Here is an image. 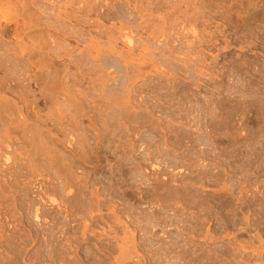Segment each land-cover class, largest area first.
<instances>
[{
	"label": "rangeland",
	"instance_id": "1",
	"mask_svg": "<svg viewBox=\"0 0 264 264\" xmlns=\"http://www.w3.org/2000/svg\"><path fill=\"white\" fill-rule=\"evenodd\" d=\"M80 1L81 2H79V0H54L53 1L54 6L51 7V8H55L54 10L52 9L54 11V13H52L51 11H49L53 15L52 16L49 13V18H50L49 19V22H52V23L55 21L54 20L56 18L55 16L58 17L60 15V13H61V15H63L64 18L65 17H68V18H66V20L67 19H71L72 17H76V16H77V18L78 17H81L80 20L83 19V21H84V19H86L85 22H84L86 26L83 27V29L84 28L85 29L81 31V28L82 27L79 26L80 27L79 29H80L81 33L83 32L85 34V35H83L80 38V40L77 41L79 43H77L74 39H68L66 36L65 37L62 36V38H66V41L63 43L65 45L61 44L62 46L66 47V48H70L71 47L70 49H72L74 47L77 51H79V50L82 49L81 51H83V52H80V55L78 54L79 52H76L73 49V53L76 52V54L74 53L73 56H76V58L80 56L77 59L74 57V62H75V60L77 62L75 64L74 63H71L70 62V59L68 60V58H63V59L62 58H59L57 56V54H54L53 52L52 53L50 52L51 54L50 53L47 54V55H49V60H51V62H52L51 63L49 61L50 65L46 64V61H47V58L45 57L46 54L43 55L44 56V59L46 58L44 60V59L41 58L42 57V53H40L41 54V56H40L39 54H37L38 52L37 53L35 52L36 55L34 54V56H33L35 58V60L34 59H31V61H30L29 60L30 58L27 57V59H25L26 57H24V58L21 59V63L19 62V67L22 66V68L20 69V70H22L21 71L22 74H23V71L24 72L27 71L26 69L25 70H23V69L26 68V67H29L28 68L29 69V73L28 72L24 73V74H28V76L26 78H24V79H22V76H21L20 79H22L23 82H24V80H27V79L32 80V82L30 80H28V82L30 81L29 82V85H31V88H28L30 86L27 85L28 86L27 88L29 89V93L26 92V91H28V89L25 90L26 88H23L24 86H26V84H28V82L26 81L27 83L25 84V82L23 83L22 81L18 80L19 81L18 82L19 85H20V83L21 84L22 83L25 84L24 86H23V84L19 86L20 93H24V92L27 93V98L29 97L28 98V103L31 102V104H32V105L31 104L28 105V106H30L29 107L30 109H28V108L25 109L26 113L28 112L27 113V115H28V117H27L28 120L27 121H30L29 118L30 117L32 118V116L34 117V115L36 116V114H37V116L42 114L41 115L42 118H40L39 120H42V121H45V122H46V120H48V122H46V123L44 122V124H42L43 123L42 121H39V120L36 121V118L37 117L35 119H32V121H31V122H33L32 124H34V125L36 124V126H34V125L33 126L31 125V126L32 127H36L37 130L34 129V128H32V127L31 128L33 130H36L38 132V135H37V133H35L36 131L34 132V131H32V129H29L28 128V126H30L31 122H30V124L28 123L29 125H27L25 120H24L25 122L23 120H21L24 116H27L26 113H24V116L23 117L18 115V118L21 117L19 119H17V114H16L15 117H14L16 119H14V118L13 119L14 120H17V121L19 120V122L21 121V123L24 122L25 126L27 125L26 127L30 131H32V132L35 133L34 134L35 137L37 135L38 138H39V134H40V138L39 139L41 141L43 140L42 141L43 142V145H45L46 144V141H47V144L46 145H48V144L51 145L50 143L53 142L52 145L55 144L54 145V148L55 147H58V148H56V150H54V149H51L50 148L51 146L48 145V149L50 148L51 150H54V151L63 152L64 147L65 148L66 147L69 148V146H71L69 149H71V150L74 149L73 151H75V147L76 146H79L82 149V147H81L82 145L84 147L86 145V143L87 144L90 143L89 144L90 147H87L88 145H86L85 147L88 150L93 147L92 148L93 150H97V154H96V151H95L94 152L96 154V156H95V154H93V152H90L91 151L90 150L89 152H90V154L91 153L92 154L90 156V154L88 153V155L90 157V158H88V155H86V153H87L88 150L87 149L85 150V148H83L86 152L83 151V150L78 151V149H77L78 147H77L76 148L77 149L76 151H78L77 152V156H80V152L81 151H82V154L83 155L85 154V156H87V157H85L84 161L83 160L80 161L81 163L82 162L84 163V164L82 163L84 165L83 166L82 164H79L78 163L79 161L77 160V159H82V157L84 158L83 155H81V157H77L76 154H75L76 151L74 152V154H75L74 155L72 153L73 151L71 152V150H70V153H69V151L65 149L66 150V151L64 150L65 153L64 152L62 153L63 156L65 154L68 155V153L69 154L72 153L77 158L74 157V156H72V154L71 155H68V156H70L69 158H68V156L67 157L64 156V159H63V156H62V158H61V156H59V158L62 159V160H60L58 158L59 159V162L60 161H64L65 158H68L67 159L68 161L71 158H73V159L76 158L75 159L76 161H74L73 159L72 160L74 162H76L75 164H78L79 167L77 165H75V164L71 165L72 164V161L71 162L69 161L70 164L69 163L68 164L70 165V167H68V165L66 163L68 161L65 160L66 162L64 161V162H61V163H65L67 166H65V165L64 166L67 167V169L66 170H63V169H65V167H62L63 164L61 165V163H60L59 166H61L63 168L62 169L60 167L61 169H59V172L58 173L60 174L62 172L61 173L62 176H60L61 174L59 175L57 173L58 169H56L57 171L53 170L55 168H59V166H58L59 163L57 162L58 164H56V163H52L51 162L52 160H53V162L55 160L58 161V159H57L58 156L56 157V155L57 154L59 155V152H54V151H51L50 152V151H48L47 146L45 145L46 146V149H47L46 152L47 151L50 152V155L51 156L53 155V153H57V154H55V158L56 159L53 157L54 155L52 156V160L50 161L51 162V164H50L47 161L49 159V156H48L49 153L47 152L48 154H46V153H43V151H41V150H44L45 149V146H43V145L42 146L33 145V147H35V148L39 147L41 149V150L39 148L36 149L37 151H38V149L40 150V152L37 153L38 156L36 155V153L33 154V150L35 148H33L31 146L33 148V150H31V148L28 147L29 150H31L30 151L31 154L29 155V153H28L29 151L28 150H25V149H28V148H26L27 146H23V145H26L27 143H25V142L22 141V138L24 136H26V138H27L26 139L24 137L25 140H28L29 141L27 135L26 134L25 135L19 134L20 136L21 135L23 136V137L21 136L22 138L19 135H15V136H18L21 139L18 140V138L16 137L17 138V141H18V143L16 141V143L18 144V145H16L17 148H16V146H14L13 147L14 149L12 148V150L10 149L9 151H13V153L15 152L16 155H17V157L14 156L15 153L12 154V152H8V154L10 153V157L12 159L14 157H16L18 159V157L20 156L18 160L17 159L15 160L16 161L15 162L16 164H18L17 161H19V163L22 161L20 159H23V162L21 163L22 165L20 164V166H19V164H18V166L16 164H13L12 166H15L16 165L13 168L10 165V169H8L10 172L8 173L7 172L8 170H7L6 171L7 174H5L6 173L5 171H4L5 173H3L2 171H0V174L2 175L3 178L4 177L11 178V176L9 177L7 175H12V178L11 179H7L6 180V178H5L4 179L5 181L3 180L2 177H0V179L2 181V183L0 181V184L3 185L4 187L7 186V187H5V189H7V190H5L4 188L3 189L7 193H9L11 191V193L9 195L7 194L8 197L11 194H12V196L16 194L14 196V198L12 196L9 197V200H10V202H9V200L7 198V195L5 194L6 192H4L3 189L0 190V192H1L0 193V196L2 197V198L0 197V205H1V202H2V205H3V201L4 200H5L4 204L8 201V203H6L5 206H0L1 207L0 209H2L1 212H0L1 213L0 214L1 215V219H0V235L2 236V234H3L2 237L0 236V238H1L0 241L2 242V240H3L2 243L0 242V259H1L0 260V264H52V263L59 264V261H62V260H63V262L62 263L60 262V264H63V263L68 264L67 262H69V261H70L69 263L72 264V260L75 259V261H73V264H74L76 262V260L78 261L81 258L82 259L80 261L76 262L77 264H79L82 261H84V263H80V264H89V261H91L90 263H92V261H94V260H92V258H94V257H95L94 259H97V257H98L99 260H101V257H102L103 261H101V262L104 263L105 259L103 257H105V256H102L103 253L105 254V253H107L109 251H111V253H113V249H115L113 256L117 257L115 254L118 253V251H117L118 250L117 245L120 246V244H119L120 243V239L122 238L121 239V244H122V240L124 242L125 239L128 238V240L130 241L131 240L130 238H132V237L133 238L135 237L134 238L135 241L132 243V245L133 246L135 244L138 245V247L136 245L134 246L137 251L135 249H132V251H136V252L139 251V253H136L135 252L136 254L134 255L133 254L134 252H133L132 253L133 256L131 255V258L128 256V259H127V262L128 263L125 262V264H138L137 259L142 264H149L150 262H153V263H150V264H162L165 261L164 258L167 257V256H169V252H170V254H172V252L173 253H177V254H179L181 252H185V253H181L179 255L176 254L174 256L176 257V256H180V255L183 254L184 258L185 259L187 258L186 259V262L188 263L189 261H191L192 262L191 264H196V262H197V264H201V262H202V264H206V263L207 264H260V263L261 264H264V249H263L264 248V207H263L264 206L263 205L264 204V202H263L264 201V199H263L264 198V125H263L264 124V118H263L264 117V104H263L264 101L263 102L261 101V99L264 100V97L261 98V96H264V93H263V90L262 91L260 90V89H263L264 88V83H263V81H264V26H263L264 23H263V21H261L262 23H260V21L259 22H256L257 24L256 23H253L252 24L254 26L253 27V26H249L246 23H245L246 24L245 25L244 24V21H243V20L246 21V19L249 20L250 19L249 17L251 16L249 14L251 12L253 13L255 11L256 8L254 10H251L254 7H250V6L253 5V3H254L253 6H257V4H259L258 6L261 7L258 10L256 9L257 11H255V12H258L262 8L264 9V0H240V1L239 0H233V1L232 0H223V1L222 0H184V1H182V0H169L170 2L173 1V3L175 4V6H173L174 5L173 3H170V2L169 3H166V1L168 2V0H165V1L164 0H158V1L156 0L158 3L155 2V0H104V1L103 0H80ZM163 1L165 2V4H164ZM182 2H186V3L187 2H190V3H188L189 8L186 9L185 7H188V6H185L186 4L185 3H182ZM260 2H261V4H260ZM87 4H89V5H91V6H93L95 8V9L93 8L91 10V13H88L86 11L77 12L78 9H79V7L80 8H82V7L84 8L85 6H87ZM248 5H250V6H248ZM109 6L110 7L111 6H114L115 7L116 10L115 9H112V11H113V13L115 15L112 13V15H110V17L112 19H110V17H108L107 19H105V17H102V15H103L102 13L105 14V12H107V10L110 8ZM157 6H159V7H157ZM169 6H173V9H171V7H169ZM245 6H247V7H245ZM116 7L118 8L119 11L117 10ZM174 7H175V9H174ZM100 9H101V11H100ZM190 10H191V13L189 12ZM249 11H250V13H249ZM32 12L33 11L31 10L30 13H32ZM26 13L29 14V16H30V13L29 12H26ZM27 14H25V15H27ZM34 14H35V12H34ZM10 16L11 15L9 13H6L5 14V17H7V18H12V16L11 17ZM140 17H142V18H140ZM233 17H234V19H233ZM130 18H134V19H130ZM243 18H245V19H243ZM73 19H75V18H72V20ZM93 20H94V23H92ZM164 20H166V21H164ZM173 20L174 21L177 20L178 22L176 21L177 23H175ZM67 21H69V20H67ZM73 21L72 22L69 21L67 23L68 25L70 23H72L71 25H69V29L70 30H73L72 26L75 23ZM88 21H89L90 24L89 23L87 24ZM162 21H164V22H162ZM171 21H172V23H171ZM184 21H185V23H184ZM180 22H182V25H180L181 24ZM186 22L189 23V25L190 24L191 25L189 26L188 24H186ZM95 23L96 24H99V25L96 26ZM164 23H166L167 25L164 24ZM169 23H171V24H169ZM173 23H175V24H173ZM94 24H95V27H93ZM126 24L128 25V28H129V30L127 32H129V33L131 32L130 35L133 36L132 37L133 40L136 41V42H134L135 45H132L131 48L120 37L121 36V33L119 31L120 30V27H122L123 25H126ZM81 25L84 26L83 23ZM100 25L103 26V30H106V32H108V35H109L111 41L108 40L109 39L108 38V35H105L104 36V34L101 35V36H99L100 39L97 38L98 36L96 34L99 31V30H97L98 29L97 27L100 26ZM194 25H196L197 27L194 26ZM147 27H149V28H147ZM189 27L191 29H194V30H191ZM159 28L162 29L161 32L163 34L158 31ZM164 28H165L166 31H163ZM183 28H184V30H183ZM187 28L190 29V30L188 29L189 30V33L187 32ZM156 29H158L157 30L158 33L159 34H162V35L161 36L154 35L152 37V35H151L152 33H150V31L152 32V31H154ZM192 31L195 32V33L193 32L194 33L193 35L191 34ZM52 32L53 31H51V34L53 35V37L54 36L55 37L58 36L57 39H56L57 41L59 39V41L61 40V43H62V41L65 40V39L62 40L61 35L59 36L58 34H55L54 32L53 33ZM122 33H124V32H122ZM153 33H155V31ZM196 33L199 34L198 35L199 37L197 36ZM147 34L148 35H151V37L148 36ZM210 34L213 37H211ZM91 35H92L93 38L96 35L97 36V37H95L96 39L95 38L93 39L92 37H90ZM194 37H195V39H194ZM166 40L167 41L169 40L168 41L169 43H167V44H169L170 46H174V47L176 46L174 49H173V47L171 48V49H173L172 51H169L168 52V50H171V49H168L169 47L167 48L168 45L166 46V44H165L163 46V44H164L163 42L166 43L167 42ZM52 41H53V39H52ZM160 41H162V42H160ZM186 41L188 43H189V41H190V43L191 42L193 43L191 49H188V48H190V43H189V46H187V48H186V45L188 44V43H185ZM66 42H68V43H66ZM111 42H112V46L114 45V48L115 47L117 48V49L115 48L116 49L115 51H117V50L118 51H121L119 53L122 56H123V54L128 55L129 54L128 53L129 52L128 50H131V52H132L130 54V57L131 58L127 57L125 59V61H126L125 62L124 60H122V58H124V57H122V56L120 57L119 54H116L118 51L117 52L113 51L114 48H112L113 49L112 51L108 50V49H110L109 45L111 46ZM11 43L10 44L13 45V46L16 45L14 41H11ZM10 44H9V46L7 44V46L8 47H12V46H10ZM49 44L51 45V47L52 46L54 47V44H51V43H49ZM67 44H68V47H67ZM89 44H91V45H89ZM160 44H162V45H160ZM92 46H93V49L94 48H97L96 49L97 51L95 49L93 50L92 49ZM160 46L163 47V49L162 48L159 49ZM14 47H12V48H14ZM102 49L104 50V52H103ZM165 49H167V50H165ZM179 49H180V51H179ZM190 50H192L193 52L190 51ZM88 51H89L90 54L91 53L93 54V53H96V52L100 53V51H101L99 57L100 58L102 57V58L99 60L98 53H96V56H95V54H94V56H95V59L97 57L98 60L97 59L96 60H93L94 57L92 58V57L88 56V54H89ZM90 51H92V52H90ZM106 51L107 52L109 51L110 53H107ZM163 51H164V53H163ZM175 51H177V53L180 52V54H182L183 56L188 54L187 55L189 57V58H187V60H188L187 62L188 63L186 62V59H184V60L182 59L183 58L182 55L175 53ZM196 51H197V53H196ZM161 52H162V54H161ZM184 52H185V54H183ZM85 53H87V54H85ZM103 53H105V54H103ZM126 53H128V54H126ZM169 53L171 54V59L170 58L169 59H165V58H168L167 56H169ZM190 54L191 55H195V56H192L193 59L195 58L194 61H191V59H190L191 55ZM163 55H165V56L167 55V56L165 57ZM179 55H180V57L178 58ZM28 56H31V58H33L32 57V54H28ZM50 56H51V58H50ZM54 56H56L55 57L56 59H54ZM103 56L105 57L104 58L105 60H103ZM15 57H17V56H15ZM36 57H37V59H36ZM88 57H89V59H88ZM17 58H19V56ZM52 58L54 60H52ZM57 58L59 59L58 61H57ZM85 58H87L88 60L87 59L85 60ZM106 58H107V60H106ZM128 58H129V60H128ZM184 58H186V56ZM61 59H62V61H61ZM130 59H132V61ZM145 59H146V62H145ZM154 59H156V60H154ZM176 59L182 60L180 62H182V64L183 63L184 64L182 65ZM33 60L37 63V65H38L37 68L34 67V66H36V63H34ZM78 60H79V62L81 60V62H80L81 64L78 62ZM108 60H109L110 63L108 62ZM141 60H144V61L142 62ZM195 60H196V62H195ZM29 61H30V63L28 64ZM83 61H85L84 63H86L88 61V64L91 63V64H95V65L94 66H91V64H90V66H89L86 63L87 64V66H86V64H83ZM93 61L94 62L96 61L98 64L96 62L94 63ZM120 61H124L125 63L124 62L121 63ZM130 61H131V64L129 63ZM151 61H156V64L152 65L153 62L151 63ZM31 62H32V64H31ZM190 62L191 63H194V64H191L190 65ZM112 63H113V65H112L113 68L111 67V64ZM71 64H73V65H71ZM78 64H80V66ZM185 64H186L187 67L184 68L183 66H185ZM39 65L41 67H39ZM83 65H84V67H82ZM116 65H118V66H116ZM127 65H132V67L129 66L130 69H128V66ZM156 65H157V67H159V69L156 67ZM180 65L183 67L184 70L181 69L182 67ZM78 66H79V68H78ZM145 66H147V67H145ZM148 66L149 67H152V68H149ZM194 66H197V67H194ZM245 66H246V68H245ZM38 67H39V69H38ZM66 67H67L68 70L66 69ZM97 67H99L100 71L103 68L104 69H103V71L100 72ZM109 67H111V69ZM77 68H78V70H77ZM93 68L96 69V70L98 69V71L100 73H102V74H105V73L106 74H109V76H106V74L103 76L102 74H100V73L97 72L98 74L102 75V77L99 75L101 77V79L104 78L106 80V78L108 77V79L106 81V82H108V84L104 82L105 81L104 79H102L103 80L102 82L100 81L101 79L97 76L98 74L95 73L96 71H94ZM81 69H83L82 70V74L80 72ZM132 69H134L135 71L132 70ZM193 69L195 71H193ZM18 70H19V68H18ZM107 70L111 74L114 73V70H118L119 72L121 70V72L119 73L118 71L117 72L115 71V74L111 75L110 73L107 72ZM159 70L161 72L166 71L167 72V74H166L167 76L166 75H162ZM77 71L79 72V74H78ZM83 71H84V73H83ZM173 71H175V72H173ZM73 72H74V74H71ZM76 72H77V75H76ZM129 72H131V73H129ZM133 72H134V77L139 76L140 79L137 78V77L135 78L136 80L134 78H132V77L131 78H128V74H130L129 76H131V74H133ZM135 72H137V73H135ZM190 72H193L194 74L193 73H190ZM195 72L196 73L199 72V73L195 75ZM56 73H59L60 76H63V77H60V78L62 80H64V82L62 84V81L59 78L60 79V82L62 84L61 85V84H59L60 83L58 81L59 79L58 80L56 79L59 82L58 84L61 85V86L58 85L59 87H61V88L57 87L58 90H57L55 84H54L55 87L53 85H51V83H52L51 81L54 82V80H55L54 79L55 78L54 76L59 75V74H56ZM64 73L67 76L69 75L68 78L70 77L69 78L70 82L73 81V83L75 82L74 85L77 84V85H75V86H78L77 88H79V89L80 88H83V91H79L80 93L78 91H76L77 90V88H76L75 93H74V94H76L75 95L76 96L75 101H77V103L80 102V104L78 103L79 104L78 109H76V107H75V109L73 110L74 105L71 106V104L74 103L75 101L72 102V103H70V105H69V103L67 104V103L64 102V101H66V98L68 96L67 95L68 94L67 93V90L74 92L73 89L75 88V87H73L74 85H72V83L68 82L69 80L66 81L64 79V78L67 77V76L64 77V75H65ZM174 73H178V74H174ZM0 74H1L0 76L2 77L3 73H0ZM83 74L87 75L88 77L87 76L84 77L85 75H83ZM90 74H91V76L93 75L95 77H93V76L91 77ZM47 75H49V76H47ZM140 75H142V76L140 77ZM160 75H162V76H160ZM96 76L99 78V79L97 78L99 81L96 80ZM247 76H249V78ZM3 77H4V75H3ZM35 77H36V79H35ZM47 77H48V79H47ZM73 77H74V80H73ZM77 77L80 78V79H78ZM193 77H194V79H193ZM250 77L251 78L254 77V78L251 79ZM68 78H66V79H68ZM89 78L93 79L94 82L93 81H90ZM169 78L172 79L174 83ZM187 78H189V79H187ZM190 78H192V79H190ZM40 79L42 81H44V83H41L40 82L41 81ZM128 79H130V80L133 79L134 80V83H132L133 86H132V84H129ZM165 79H169V80H165ZM249 79L254 82L252 84H255L256 82H258V87L260 85L261 86L259 88L256 87V86H254L256 88L254 90L253 89H247V88H250V87H247L248 80ZM255 79H257L258 81L255 80ZM56 80H55V83L57 84ZM79 80H80V82L81 81L82 82L80 83ZM133 80L131 82H133ZM240 80L242 82H245L246 83V85H245V83H243L244 86H246V89H245V87L243 85L242 86L240 85V84H242V82ZM35 81H38L39 82V85L38 86H40V88L33 83ZM47 81H50V85L49 86H48V84L46 85V83H48ZM166 81H167V83H166ZM176 81H177V84L175 85ZM259 81L262 82V83H259ZM65 82L69 83L70 86L73 87V89H69V88H72V87L68 86L69 84H67ZM122 82H124L127 85L128 84L131 85V87H129V89H128L127 85L125 87V85H121L120 84ZM78 83H80V84L78 85ZM168 83L169 84L172 83V84L169 85ZM43 84H45V85H43ZM66 84L69 87L67 89H66L67 86H65ZM82 84H83V87L82 86L79 87ZM94 84H96V85H94ZM103 84H104V86H105V84H107L106 86L109 85L108 87L105 86L106 88H109V90L108 89H104V88L103 89L106 92L107 91L110 92V94L109 93H103V95H101L102 94L101 92L103 91V89H102V91L100 89L102 87H104ZM134 84H136L137 86H135ZM119 85L120 86H123V87L121 88ZM44 86L45 87H51L52 89H49V88H47V89H48V91H51L52 90V92L49 93L48 91H45ZM62 86H63V88H62ZM134 86H135V88L137 87V89L138 88L139 89L138 90L135 89L137 92H134V93H131L133 91L129 92L130 93V95H129L127 93V91L130 90V88H131V90H134ZM159 86L161 88H159ZM20 87H22V88H20ZM53 87L55 89H53ZM170 87H172V88H170ZM241 87H242V89H241ZM110 88L114 89V91L112 89H110ZM123 88H124L125 91L123 90ZM125 88H127V89H125ZM153 88L156 91H154ZM20 89H24L23 92ZM30 89H31V92L32 93H30ZM160 89H162V90H160ZM56 90H57V92H56ZM116 90H119L118 93H117ZM239 90H241L243 92L240 93ZM61 91H62V93H63L64 96L66 94V97L65 98L63 96H61V98H60L59 95L61 94L60 93ZM99 91H101V92H99ZM121 91L122 92L124 91V92L121 93ZM139 91H141V93ZM259 91H261V92H259ZM54 92L56 93V96L57 95L59 96V97H57L59 99L58 103L59 102H63V103H59L58 105H56L57 101H56V103L54 102L55 103V106L52 107V108H53L54 112H57V113H54L51 107H49V108H51L50 110L52 112L48 111L49 110L48 106H50V104L53 103L52 101H54V99H56L55 94H53ZM81 92H82V96L80 95ZM111 92H115V95L118 97V99H121L122 100L123 98L121 97V95L123 96L124 94L127 93L126 96L125 95L123 96V97H125V100H127V101L130 100V99H131L130 101L134 100L133 103L129 101L128 104L125 103L124 105L125 106H126V104L129 105L130 106L129 109H131V107L133 106V108H134L133 112L135 113V115L138 114V115H136V118L132 115V114H134L132 111H129V112H127V114L124 113L125 115H122L123 114V110H125V111L128 110V109L126 110V108L128 106L125 107V109L123 107V110L120 109V108H122V106H119L120 108L118 107L119 108L118 109L117 108V102H118L117 100L118 99H117V97H112L113 99L111 97H109V95L110 96H113L114 95V93H112L113 94L112 95ZM148 92H150V93H148ZM252 92H253V94H252ZM43 93L45 94V96L42 95ZM57 93H59V94H57ZM87 94L89 95L88 97H91V98H87L86 99L87 101H86L85 98L87 97ZM107 94H109V95H107ZM251 94H252V96H251ZM3 95L2 96L0 95L1 98L3 97L4 99L3 98L2 99L5 100V101H7L9 103V105L12 104L13 102H16L18 105L20 104V102H17V101H20L18 98H17L18 100L16 99L17 96H14L13 97V95H11V94H9V95L7 94L8 95L7 96L6 93L5 94L3 93ZM77 95L78 96L80 95L79 97H81V98H79ZM105 95H107V97H109V101L107 100V98H105L106 97ZM250 96H251V99H250ZM257 96H259V97H257ZM44 97H46V98H44ZM101 97H104V98L101 99ZM157 98H159L160 100L157 99ZM245 98L247 100H249V102H250L247 105L245 103H248V102L246 101ZM252 98H253V100L255 102H257V100H258V102H257L258 105H259L258 108H256L258 105H257V103L254 104V101L252 100ZM13 99H15V100L13 101ZM60 99H65V100L63 101V100H60ZM79 99H80V101H79ZM110 99H112L113 102L115 101L116 102L115 103L116 105H114V103L111 100V102L114 105L113 106L112 103L110 102ZM81 100H83V102H81ZM145 100H147V102ZM105 101L106 102L108 101V103H106ZM251 101H253V103ZM44 102H47V104H45ZM100 102H102V103H100ZM141 102H142V104L144 102L145 103H149V105H151L152 108L149 107L148 104L141 105ZM242 102L244 103L245 109H243L244 107H243V105H241V104H243ZM54 103L52 104V106L54 105ZM94 103H96V104L93 105ZM98 103L99 104H103L104 103L106 105L109 104V103H111V106L113 108H111V106L110 107L108 106L109 109L108 108L107 109L111 112V115L112 116L109 117V115H110V114H108L109 111L106 112L107 111L106 108H105V107H107L106 105H101V107L104 106L103 107L104 109H103V108H100V106H99ZM120 103H118V104L121 105L122 103L121 104ZM135 103H136L135 107H137L138 103L141 106L135 108L134 105H131V104H135ZM225 103H227V104H225ZM83 104L86 105V106L83 107L84 109L82 107H80ZM253 104H254L255 107H253ZM261 104L263 105L262 107H261ZM12 105H14V104H12ZM20 105L22 106L23 104H20ZM75 105L77 106V104H75ZM182 105H184V106H182ZM14 106L16 107L17 105H14ZM59 106H61L63 108H64V106H68L66 108H70L69 110L72 109L74 112L71 110L72 111L71 113H73L74 115H78V117L77 116L74 117V115L71 114L68 109L66 110V108H64V109L61 108L60 110L61 111L63 110L62 112H64V114L65 113H67V114L70 113L71 114V117H69V116L66 117L67 114L63 117V114H62V112L60 110L57 109L55 111V107L58 108ZM97 106H98V108H100V109H98V112H97V109H95V107L97 108ZM144 106H147L149 109L147 107H144ZM140 107H141V109H140ZM174 107H176V108H174ZM246 107H248L249 109H252V108L253 109L252 110H249L248 108L246 109ZM116 108L118 109V111L120 110L119 111L120 113L116 110ZM259 108H260V111L261 112L259 111ZM81 109H83L84 111L81 110ZM113 109L115 110V112L113 111ZM137 109H138V112L140 114L138 112H136ZM29 110H30V112H29ZM31 110H32V112H35L36 111V112H40V113H36L35 112L33 114L31 112ZM64 110L65 111H68V112H65ZM77 110H78V113L75 114V111H77ZM79 110H80V112H81L82 115H79L80 114ZM92 110L94 111V113L96 111L97 114L96 113L94 114ZM58 111L61 113L62 119H60L61 118L60 117L61 115L58 114L59 113ZM82 111L85 112V113H82ZM100 111H102V112H100ZM182 111H183V114L182 115H185L184 112L186 113L185 117H182V115H178L179 113H182ZM143 112L145 114H147V115H145ZM51 113H53L54 115L51 114ZM103 113H106V115L104 114L102 119H99L98 120L96 118V116H94V115H97V117H99V116L102 117V114ZM49 114H51V115H49ZM107 114H108V116H107ZM113 114L114 115L116 114V115L114 116ZM173 114H174V116H172ZM48 115H49V117H48ZM126 115H128V116L126 117ZM51 116H56V117L55 118L54 117L52 118ZM58 116H59V119H60L59 121H61V122L58 121ZM87 116H88V118H86ZM104 116L105 117L107 116L106 118L108 120V124H106L107 121H105L106 118H104ZM117 116L118 117L120 116L119 117L120 119H117L118 118ZM122 116H124L125 119L122 120V118H123ZM130 116L133 117L132 120H130L131 119ZM186 116H192V118L190 117L191 118L190 119L189 117H186ZM65 117L67 118V120L70 123H72L71 125H73V126L68 125L69 122L67 120H64ZM72 117L74 118L72 121H74V120H78L79 121V122L78 121H75L77 126L80 125L79 130H81V127H83L81 131L78 130V127H77V129H74L73 128V127H76V125H75L74 122H71L70 121L72 119ZM128 117H130V118H128ZM142 117H145V118L142 119ZM159 117L161 118L162 121H160ZM172 117L174 118V123L172 121L173 120ZM27 118H25V119H27ZM50 118H52V119H50ZM91 118H93L94 120L96 118L97 121L96 120L94 121ZM138 118H139L140 121L138 120ZM186 118H188V119H186ZM250 118H251V120H250ZM90 119H91V121H90ZM126 119L129 121L130 124L127 123L128 121ZM184 119H185V121H184ZM103 120L105 122H103ZM115 120L117 121L116 123H115ZM142 120H144L143 122L146 123L145 125H144V123H141ZM146 120H147V122H146ZM175 120H177L179 122H176ZM180 120H182V121H180ZM261 120H262V122H261ZM35 121H36V123H34ZM188 121L191 123V125H190V123ZM38 122L39 123L41 122L40 123V127H43V129L46 128L47 130L45 129V131L44 130L43 131H39L42 128H40V127L37 128L38 127L37 126V123ZM66 122H68L67 126H69V127L71 126V128H69V127L66 126ZM92 122L93 123H96V124L99 122L100 125L103 123V124L107 125L108 127L107 126L104 127L103 124H102L100 126V127H102L101 129H104V131L100 129L101 131L104 132V133H102V132H100V130L98 131V128H99L98 127L99 126V123H98V126L96 125V127H98L97 130L96 129H93L92 130V127H93L92 126L93 125ZM124 122L127 123V126H128V124L131 126L132 122L134 124H132V128L130 126H128V127H130L128 129V127L126 126V124H124ZM154 122H156L157 124L156 123L154 124ZM160 122L161 123L163 122L162 124L165 123L162 126L163 128H161V125L162 124H160ZM170 122L172 124V127H170V128L172 129L173 126H174L175 130H174V128L171 130L169 128V126L166 125V124H168V125L171 126ZM59 123H61L62 125L60 124V126H59ZM63 123H65V125ZM79 123H82V126ZM91 123H92V125H90ZM110 124H112V125H110ZM158 124L160 126H158ZM23 125H22L21 128H24L25 127V126L23 127ZM110 126L112 127L113 130L111 129ZM176 126H178V127H176ZM253 126H256V127H253ZM63 127L64 128L66 127L69 130L66 129V128L64 129ZM96 127H94V128H96ZM109 127L114 132V135H113V132L111 133V131H109ZM115 127L117 128V130H116ZM123 127H125V129L127 128V130H125ZM164 127L166 129L168 127L169 129H167V130H169V131L167 132V130L164 129ZM192 127H193V129H192ZM25 128H24V130L27 131V134H28V132H29V134L32 133V132L30 133V131H28L27 128H26L27 129L26 130ZM48 128L50 130H48ZM72 128L74 130L80 132V133H76V131L74 133L73 130H72V133H71L70 131H71ZM120 128L121 129L122 128L124 129V131L122 130L124 132V134H122V131H120ZM59 129L60 130L63 129V130H66V131L63 132V130L60 131ZM94 130L98 131V133H100L101 136L102 135L103 136L105 135L104 137L106 139H103L104 137L102 138L101 136H97L96 134H98V133L96 131H95L96 134H94L95 133ZM20 131H22V130H20ZM107 131H109L111 133V135ZM116 131H117V133H116ZM44 132L46 133V136H44L45 135V134H43ZM65 132H68V133L70 132V135H72L74 133V135L76 134V136L75 137H73V135L70 136L68 133H66V135H65ZM47 133H49V134L47 135ZM63 133H64V135H63ZM118 133L122 137V139L118 135ZM185 133H186V135H184ZM29 134H28V136H29L30 139L32 137H34L32 134H31L32 137ZM41 134H43L44 139H46L45 141H44L43 136ZM67 134L70 136L69 138H66V137H68ZM77 134H78V136H77ZM115 135L117 137H115ZM123 135H124L125 138L123 137ZM126 135H128V136H126ZM47 136H49V137L52 136V137L51 138L48 137V140H47ZM53 137L55 138V141L57 140V142L59 141V143H56L55 141H53L52 140ZM100 137H101V139H100ZM107 137L109 138L108 140H107ZM38 138L36 137L35 139L37 140ZM129 138H131V139H129ZM79 139H81V140L78 141ZM38 140H37V142H38ZM103 140H105V142ZM148 140H150V142ZM21 141L23 143H25V144H22ZM106 141H108L107 144H106ZM151 141H153V142H151ZM171 141L174 142V143H172ZM178 141H181L180 142L181 145H180V143H179V145L177 144ZM48 142H50V143H48ZM123 142H125V143H123ZM84 143H85V145H84ZM104 143H105V145H104ZM131 143L134 144V145H132ZM99 144H100V146H99ZM128 144L132 145V147L135 146V148H132L131 147V149H130V145H128ZM20 145H22L25 149L23 147H21ZM40 145H41V143H40ZM56 145H61V147H63V148H61L59 146H56ZM73 145H75V146H73ZM121 145H123V146H121ZM105 146L107 147V149H108V146H109L110 147L109 150L105 149ZM139 146H141V147H139ZM41 147L42 148L44 147V149H42ZM19 148L24 149V151H25L24 154L25 153H28V156H25L27 154H25L24 156L21 155V154H23V150L22 149H19ZM136 148L137 149H140V150L136 151ZM158 148H160V149H158ZM57 149H59V150H57ZM61 149H62V151H60ZM99 149H101V150H99ZM14 150H17V152L20 151L22 153L20 154V152H19L17 154V152L14 151ZM158 150H159V153H158ZM133 151H135V152H133ZM44 152H45V150H44ZM175 152H177V153H175ZM194 152H195V154H194ZM202 152H204V153H202ZM39 153H41V156L44 155V154H46L48 156V159L47 158H43L46 155L43 156V157L40 156V158H37L40 155ZM144 153H145V155H144ZM151 153H153V156L151 155ZM11 154L14 157H12ZM113 154L114 155L116 154L115 156H118V157H115ZM154 154H155V156H154ZM159 154L160 155L162 154V155L160 156ZM32 155L35 156L34 158L32 157L33 160L31 159V156ZM133 155H135V156H133ZM146 155H148V156H146ZM158 155H159V157H156ZM25 157H29V159H27V158L25 159ZM97 157H98V159H97ZM147 157H151V158H147ZM37 159H39V160L41 159L39 165L41 167L44 166L43 168H41L38 165V163H39L38 161L39 160L37 162H35ZM42 159H44V161L46 159L47 160L44 162ZM144 159H146L145 160L146 162L144 161ZM215 159H216V161H215ZM13 160H11L12 163H13ZM119 160H120L121 165H120V163H118ZM153 160L154 161L156 160V161L154 162ZM157 161L158 162H162V163H157ZM168 161H174V162L171 163V162H168ZM176 161H178V162H176ZM1 162H2V160H1ZM31 162L34 163V166H32L33 164ZM41 162L42 163H45L46 167H45L44 164H42L43 165L42 166L41 165ZM46 162L49 165H47ZM23 163H24V166H23ZM139 163L141 164V169L142 168L145 169V167H146V170L142 169V172H141ZM2 164H3V162H2ZM53 164H56L55 165V168H54V165ZM118 164L121 167H119ZM159 164H162L161 167H158ZM189 164H191V165H189ZM81 165L83 167L82 170H81ZM149 165L153 169L157 167L156 169H154L155 170L154 173L156 175L153 173L154 176H150V175H153L152 172L154 170L153 169H150ZM2 166H3L2 168L5 167L7 169L6 165L3 164ZM72 166H74V167H72ZM154 166H156V167H154ZM189 166L192 169L189 168ZM21 167H22L23 171L21 170ZM30 167H32V169H33V167L34 168L36 167V169H33V171H31L32 169ZM47 167H49L48 168L49 171H50L51 167H53L51 169L52 171L47 172V170H48ZM178 167H179V169H178ZM0 168H1V165H0ZM14 168H16V169H14ZM17 168H19L21 172H19V169H18L17 175L16 174L14 175V173H16L15 171L17 170ZM69 168L72 171H69L68 172ZM73 168H75V169L76 168L77 169L79 168L78 170L76 169L78 173L75 171V169L73 170ZM84 168H86V169H84ZM158 168H159V170L157 171ZM11 169L14 170V173H12L13 170H11ZM39 169L40 170L43 169V171L45 169L46 171H44V172L45 173L47 172V173L44 174L43 171L39 172ZM36 170H38V172H39V174L37 175L38 177L41 176L40 174L42 172L43 173H42V177L40 179H38L37 181L35 180V182H34V179L35 178L37 179L38 177L35 176V173H31V172H36ZM125 170H127L128 172H126ZM188 170H190V171H188ZM191 171L192 172L194 171V173H191ZM123 172L126 173V174L129 173V174H127V176H122V175H125ZM19 173L20 174L22 173L20 177L18 176V175H20ZM30 173L33 176L30 175L31 176L30 177L29 176ZM68 173H71L72 175H74L72 178L73 179L75 178L74 180L76 182V185H79L78 187H76V186L75 187L77 189L81 190V192H83V193H81V196L82 195L84 196V193H85V196L84 197L83 196L82 197L81 196L78 197V201H79L80 197H81V200H80L81 203L83 201V204L84 205L81 204L82 208H80L81 207L80 206V203L79 202L77 203V201H76L77 199L74 200L76 203H74L73 201H69V203L71 202L70 203L71 205L69 203L67 204V202H65L66 205H68L70 209L72 208L71 211H74L72 213L73 214L76 213V216H75V214L72 215L70 213L72 215L71 216L69 214V212H71V211H70V209L67 208L68 206L65 205V207H66L65 208L64 205H62V204H65L64 202H62V200H63V198H65L67 196V194L64 195V193H62L63 191H65V189L63 190V188H61V187H65L64 184L66 183L65 182L66 180H64V179H65L66 176H64V175L65 174H68ZM136 173H138V174H136ZM201 173H202V175L203 174L204 175L202 176ZM47 174L53 175L54 177L47 176ZM71 174H70V176H71ZM180 174L181 175H184L183 178H181L183 181L180 179V177H182ZM217 174H219L221 176L219 178H217L219 176V175L217 176ZM13 175L14 176H18L20 179L18 177H17L18 178L17 179ZM43 175H45L46 177L43 176ZM79 175H81V176H79ZM94 175H96V176H94ZM137 175H139V176H137ZM146 175L149 178L146 177ZM34 176H35V178H33ZM58 176H60L62 178H60ZM85 176L87 178L89 177L88 178L89 179L88 181L90 183L92 181L91 184H89V182H87V184H86L87 186L85 185L86 187H90L91 189L90 188H85V186L83 184H82V186H80L81 185L80 182L77 183L78 180L81 181L80 179H82V178H80V177H83L84 178L83 180H87V178ZM158 176L159 177L160 176L162 177V178L160 177L159 179H161L164 183L163 182L161 183V180L156 179V178H158ZM177 176H179V179H178ZM204 176H206V177H204ZM49 177L50 178H54L53 179L54 181H52V179H50ZM57 177H58V179H60V182L63 179L65 183L62 180V183H59L58 182L59 185H57L58 183H56V182L59 181L58 179H55ZM94 177L96 179H94ZM124 177L125 178L128 177V180H129V178H131V179L128 181ZM184 177L185 178L187 177L188 180L186 181ZM24 178H25V180H24ZM46 178L47 179L49 178L48 181H47L48 183L46 182V180H47ZM14 179L17 180V181L19 180L18 182L16 181L17 182L16 185L14 183V181H15ZM44 179H45V181H44ZM76 179H77V181H76ZM98 179L100 180V182H99ZM149 179H150V181L151 180L152 181L151 182L150 181L148 182ZM164 179H165V181H164ZM173 179H175V180H173ZM246 179H248V180L246 181ZM12 180H14V181L12 182ZM50 180L52 181L51 183H50ZM141 180H142V183H141ZM156 180H158L161 184L158 182V184H155L156 187H154L153 184H154V182H157ZM132 181L133 182H136V183L133 184ZM143 181H147V182H145V184H144ZM248 181H250V182H248ZM6 182H8L9 185ZM10 182H12V183H10ZM20 182H22V185H21ZM39 182H41V184ZM42 182L45 183V184L47 183L48 185L50 183L49 186L46 184L50 189L49 188H46V185L45 184H42ZM53 182L56 183V186L57 187L54 185ZM166 182L168 183L169 188H168V185H166L167 184ZM187 182H188V184H187ZM190 182H192L193 184L192 183L190 184ZM4 183L7 184V185H5ZM18 183H19L20 186L18 185ZM26 183L27 184L30 183L31 185L28 184L29 186L27 188V187H25ZM32 183H34V185H32ZM38 183L40 184L39 185L40 186V189L37 186ZM82 183H83V181H82ZM182 183H184V184H182ZM248 183L250 184L249 186L247 185ZM12 184H13V186H12ZM140 184H143V185H140ZM162 184H163V186H162ZM186 184H187V187L185 186ZM189 184L192 187L189 186ZM52 185H54V186L51 187ZM94 185L97 186L95 188H98V189H95L94 188ZM158 185L162 186L163 189H161V187H159ZM165 185L167 186V188L165 187ZM180 185H182V186H180ZM10 186H12L13 188L11 187V189H9ZM17 186H19V188ZM109 186L112 189H110ZM54 187H55V190L54 191L56 192V194H57V190H58L57 188L58 187H59V190L58 191L62 193V195H61V193H58L57 194L58 196L55 195V194H52L54 196V198L56 199V201L54 200V198L51 195V193H55L54 191L51 190V189H54ZM83 187H84V189L82 190L81 188H83ZM43 188L45 189V192H46L47 189H49L48 190V194L49 195L47 194V192L46 193L44 192L46 194V196L44 195L45 199L48 198V201L46 203H44V202L47 199L46 200H43L44 199L43 198V194H44L43 193ZM76 188H74V191H75ZM102 188H103L104 191L102 190ZM156 188L159 189V190H156ZM175 188H178V189H175ZM245 188H246V190H245ZM41 189H42V191H40ZM86 189H89L90 192L92 190H94V191H97L98 190L97 191L98 197H101L102 195L104 196L102 198H99L101 200V202H104L102 204V207L103 208L100 207V210H97L98 212H100L101 209H102V211H104L103 214H97V211H96V213H94V215L92 214L93 216H95V214H97V216H99L98 217L99 219H97L98 222L100 220L99 224H98V222L93 224L92 223V220H90L91 217L87 218L89 216L88 214H90L91 212L89 213V210H86V209H89L88 208L89 207L88 206L89 202H87L89 200V198L86 199V196L88 197V195H90V197H91L92 194H90L89 190H86ZM105 189H107V190H105ZM152 189H154V190H152ZM14 190L17 191V193H15ZM108 190L110 191V193L108 192ZM148 190L153 191L154 193L156 191L157 192L155 194H152L153 192H149ZM176 190H178V191H177V193L174 194V196H176L177 198L174 197V196L172 197V195L174 193L173 191H176ZM49 191H51V193H49ZM74 191H72L73 195H74ZM111 191H113V193ZM179 191H181L180 194L183 193V195H180L179 196ZM36 192H39V193L41 192V194L37 193V195H36ZM142 192H146V193L143 194ZM148 192H149V194H148ZM2 193H4L6 195V198H5V195L4 194H3L4 197L1 195ZM91 193H93V191ZM97 193L94 194V195H92V197L97 198L96 197L97 196ZM170 193H171V195H170ZM241 193L242 194L244 193L245 195L243 194L244 196H241V198H240L239 196L241 195ZM59 194H60V196H59ZM126 194H129V195H126ZM157 194L159 195L158 197H156ZM26 195L27 196L29 195L28 196L29 199H27V197H24ZM70 196H72V195H70ZM143 196H144V198H142ZM223 196H225V197H223ZM58 197H59V200H58ZM60 197H61V199H60ZM159 197H160V200L159 199H157V200H159L160 203H158V201L156 200V198H159ZM163 197H166L167 200L165 198H163ZM167 197H169V200H168ZM231 197H233V198H231ZM248 197H251L252 200L255 199V201L252 202V200L250 198H249V200H246V199H248ZM3 198H5V199H3ZM66 198H67V200H65ZM66 198L64 200L65 201H68L69 196H67ZM105 198H106V200H105ZM174 198H176L175 199V203H173L174 202V200H173ZM217 198H219V199H217ZM1 199H3V201H1ZM40 199L43 201V205L41 204L42 201ZM51 199H53L55 201L54 206H53V200H51ZM107 199H110V201L111 200H114V202L113 201L112 202H109ZM163 199H165V202H162L161 203V201H164ZM170 199L172 200L171 203H170ZM215 199L217 201H215ZM256 199L258 201L260 200L261 202H258ZM16 200L20 204L19 203L17 204L16 203ZM24 200H25V202L27 201L28 205H26L27 203L25 204ZM49 200H51V201H49ZM20 201L22 202V204H21ZM57 201H61L62 204H61V202L58 203ZM29 202L32 205H30ZM50 202H52V203H50ZM108 202L111 203L113 207ZM245 202L246 203L248 202L247 203L248 205ZM23 203L25 204V206H24ZM34 203H36V204L34 205ZM57 203H58V205H57ZM163 204H166V205H163ZM201 204H203V206H201ZM33 205L34 206H37V207L40 206V205H42V206H40L39 208H37V207H32ZM109 205H110L111 208H114L115 207L116 210H114V211L111 210L110 207H109ZM115 205H119L120 207L119 206H115ZM209 205H210V208L208 207ZM259 205H260V207H259ZM29 206H31V207H29ZM59 206H62L63 208L62 207H59ZM41 207H43V209H41ZM58 207H59V209H58ZM74 207H77V209L74 208ZM117 207L122 209V213H120V209H118ZM204 207H206V208L203 209ZM221 207H223V208H221ZM31 208L33 209V211H32ZM64 208H65V211L67 210L66 212L64 211ZM105 208H107V209L106 210H103ZM108 208L111 211H113V212H111L110 210H108ZM242 208H243V210H241ZM8 209H9V211H7ZM30 209H31V211H30ZM34 209H35V212H34ZM83 209H85V211L87 212L86 214H82L83 211H84ZM117 209H118V211H117ZM127 209H129V210H127ZM130 209H131V211H130ZM134 209H135L134 213L137 212L135 214L138 215V217L135 214H133V210ZM228 209H229V211H228ZM36 210L40 214L38 213V215H36V213H37ZM81 210H82L81 214L83 216L80 214V211ZM90 210H92V209H90ZM125 210H127V211H125ZM204 210L205 211L207 210V211L205 212ZM48 211H50L51 213L48 212ZM54 211H57V212H54ZM85 211H84V213H85ZM102 211H101V213H102ZM124 211L125 212H128V213H126L124 215L123 214V213H125ZM208 211H209V213H207ZM47 212H48V215L46 214ZM59 212H60V214H59ZM155 212H160V214L157 216V214H155ZM28 213H30V214H28ZM43 213H45V216L44 217L46 219H44V217H43L44 214ZM108 213H109V215H108ZM152 213H154V214H152ZM212 213L214 214V216H213ZM32 214H34V215H32ZM53 214H54L55 218H52V215ZM67 214H69L68 215L69 217H67ZM77 214L80 215V216L77 217ZM145 214L147 215L146 217L144 216ZM148 214H150L151 217H149ZM112 215H114V216L115 215L116 216L118 215V217H116V218H120V217H122L124 215L122 217V219L124 221V222L122 221V223H124V224H121L120 225V223H121L120 221L122 220L120 218V221L118 220L120 223L117 225L116 224L117 222L115 221L117 219H115L114 216L112 217ZM260 215H262V217ZM37 216H38L37 220L40 217H42L43 219L40 218L37 221V220H35ZM100 216H102L103 218L100 217ZM126 216H128V218H130V220H132V221H129V219ZM153 216H155V217H153ZM206 216H207V218H206ZM223 216H225L226 218L223 217ZM59 217H61V218H59ZM71 217H72V220L73 221L72 220H68V218L71 219ZM124 217L126 219H124ZM152 217L155 218V219H152ZM160 217L162 219H160ZM80 218L81 219H84V220H85V218L89 219V221L88 220L87 221L91 223L92 227L95 226L94 227V230H93L92 227H90L91 226L90 223H88L87 221H84V220L82 221ZM105 218H107V219H105ZM138 218H141L144 221H142V222L140 221L139 222L140 219L138 220ZM260 218L261 219L263 218V219L261 220ZM16 219H17L18 222L17 221L14 222ZM59 219L62 220V222H63L62 224H61V222H60ZM64 219H66V220H64ZM108 219L110 221H113L114 220V223L113 222H110ZM158 219H159V222H158ZM167 219H169V220H167ZM258 219H260V220H258ZM1 220H2V222H1ZM75 220H76V222H75ZM77 220L80 223L77 222ZM104 220H106V221H104ZM149 220H151V221L153 220V221L151 222ZM247 220L250 221V222H247ZM3 221H4V224H3ZM107 221H109L110 224L113 225V226L112 225L110 226V224H108L111 228L113 227L112 229H110V227L107 226V223H109ZM72 222H74L76 224H74ZM85 222H86V224L88 223L87 228L91 229L89 231H95V235H93V236H96V234H97L98 237L97 236L96 237H92L91 234H87L88 229H86V230L84 229L85 232H86V234H84V236L86 235V237H87V236L91 235V236L88 237L89 239L86 238V237H84L82 235V233H84L83 232L84 230H82V231H80V230L82 228H85L86 225L83 224ZM105 222H107V223H105ZM130 222H132V223H130ZM136 222H139V223H136ZM143 222H145V223H143ZM135 223L138 224L137 226H139V228H136V226L134 225ZM95 224H97V225H95ZM105 224H106V226H105ZM152 224H154L155 226L152 225ZM197 224H198V226H197ZM132 225H133V227H132ZM151 225H152V228H154V229L148 228ZM67 226H68V228H67ZM123 226H126V227L128 226V228L125 227L126 230H124V227ZM143 226H145V227H143ZM80 227H81V229H80ZM114 227H115V230H113ZM129 227H131V228L129 229ZM106 228L109 229V230H107ZM121 228H123V230ZM145 228H147L146 229L147 233H145L146 232L145 231ZM127 229H129V232L131 230L133 231V229H134L135 230V233L134 232H132V233H134L135 235L134 234L132 235V233L130 232L131 233V236H130V233L127 231ZM137 229H139V231ZM140 229H142V230H140ZM103 230H104V232H102ZM112 230H113V233H112ZM120 230H121V232H120ZM1 231H3L2 234H1ZM114 231H117L118 235L120 234V236L115 235V238H114V233H115ZM125 231H127L128 233L125 234L124 233ZM143 231H145V232H143ZM163 231H164V233H163ZM71 232H72V234H71ZM77 232H78V234H77ZM105 232H106V234H107V232L109 233V237L110 238L108 237V235L106 236ZM141 232H143V233H141ZM79 233L81 235H79ZM117 233H115V234H117ZM123 233L125 234V236L123 235ZM68 234H69V236H68ZM92 234H93V232H92ZM99 234H103V235H99ZM111 234H113V235H111ZM138 234H140V235H138ZM72 235H73V238L71 237ZM121 235H123L124 238H123V236L121 237ZM128 235L130 237H128ZM78 236H82V237H78ZM111 236H113V237L111 238ZM137 236H139L140 238L142 237L141 238L142 240L139 237H137ZM105 237H107L109 239H107ZM116 237H119V239L116 238ZM5 238H6V240H5ZM77 238H79V240L81 238L84 239V240L86 239V241H84V240L81 239L82 241H78L79 242V244H78V242H77L78 239ZM92 238H94V239H92ZM149 238H150V240H149ZM7 239H9L11 241L9 242V240H7ZM113 239H116V240H113ZM74 240H76V241H74ZM102 240H104L106 242H104ZM5 241H7L9 243V245H8V243L6 245ZM12 241L14 242L15 245H13V242ZM71 241L74 244H76V245L72 244ZM109 241L112 243L111 246H109L110 245V242ZM127 241H125L126 244L129 243V241L128 242ZM131 241H133V239ZM136 241H138V242H136ZM143 241H146V243L143 242ZM18 242L21 243V244H17ZM55 242L56 243L59 242V243L58 244H55ZM70 242H71V244H70ZM100 242L101 243L103 242V243L101 244ZM117 242H119V243H117ZM125 242L123 244H125ZM22 243L25 244L24 246H26V247H23L22 246ZM67 243H68V245H67L68 248L66 249L65 246H66ZM105 243H106V245H105ZM142 243H144V245H146V246H143ZM10 244H11V246H10ZM123 244H122V246H124ZM126 244H125L124 248H126L127 245H128V247H127L126 250H127V252L129 251V254L128 255H130V252H132L131 251V248H134V247H132V245L129 246V244H127V245ZM130 244H131V242H130ZM147 244H149V245H147ZM155 244H156V246H155ZM163 244H166L168 247H166V245L162 246ZM53 245H54L55 248L54 247H51ZM58 245L60 247H58ZM173 245H175V246H173ZM177 245H178V247H177ZM190 245H191V247H190ZM21 246H22V249L23 250L20 248ZM75 246H76V248H75ZM77 246H78V249H77ZM103 246H104L105 249L102 248ZM149 246H151V248ZM193 246H194V248H193L194 251L192 250V247ZM240 246H242V248H240ZM243 246H244V248H246V247H248V248L247 249H244ZM259 246H261V248H262V250H261L262 251L261 252L262 255H260L261 259H260V257L257 256V254L259 253L258 251H260L259 250L260 249ZM70 247H73V249H70ZM99 247L102 248V249H104L103 252H102V249H101V251H100L101 253L100 252L97 253L100 250ZM129 247H131V248H129ZM146 247H148V248H146ZM159 247H161V248H159ZM165 247L166 248L171 247L172 249H175V251H173V250H171L169 248L171 251H168L167 252L166 250H168V249H166ZM57 248L61 252L59 250H57ZM63 248H65V249L63 250ZM200 248H201V251H199ZM68 249H69L70 252H73V256H75L77 259L74 258V257H72L71 256L72 254L69 255L70 252L68 251ZM188 249H189V254H188ZM209 249H211V250H209ZM17 250H19V251H17ZM73 250H76V252L77 251L78 252L76 253ZM107 250H109V251H107ZM176 250H178V251H176ZM196 250L198 252H196ZM255 250H258L257 253L254 252ZM52 251H53V253H51ZM57 251H59V252H57ZM66 251H68V252H66ZM94 251H95V253H93ZM115 251L117 253H115ZM146 251L147 252L150 251V253H147ZM153 251H155V252L153 253ZM157 251H160V252H158L160 254L157 256L158 259L157 258H154L153 259L152 257H156V255L158 254V253H156ZM87 252H89V253H87ZM165 252L168 253V254H165ZM206 252L209 253L208 254V257L209 256L211 257V256L214 255V258H213L214 260L212 258H211L212 260H210V257L207 259L206 258L207 257V253ZM220 252L223 255H221ZM224 252H226V253H224ZM252 252H254V253H252ZM192 253L193 254L196 253V254L193 255ZM218 253H219V255H218ZM57 254H58V256H57ZM64 254H65V258L63 256ZM93 254H94V257H92ZM61 255H62V257H61ZM66 255L67 256H71L73 259L71 257H69V259L71 258L69 260ZM78 255H79L80 258H78ZM151 255H153V256H151ZM161 255L163 256V258L161 257ZM186 255H188V256H186ZM196 255H198V256H196ZM204 255H205V257H203ZM171 256L172 255H170V257ZM174 256H172L171 258H175ZM199 256L202 258L201 260L207 259V260H205V263H204V260L203 261L199 260L200 259V258H198ZM216 256H218L217 257V260H216ZM59 257H61V258H59ZM110 257H109V261L111 259V262H112V260H114V259H113V257H111V258ZM146 257H148V259H151L152 261L146 259ZM188 257H189L190 260L188 259ZM190 257L191 258L193 257L194 259L193 258L191 259ZM53 258H55V260ZM243 258H245V259H243ZM4 259H6V260L4 261ZM84 259H86V260H84ZM197 259H198V261H197ZM99 260H95L98 263H96L94 261L92 264H94V263L99 264ZM57 261H58V263H56ZM256 261H257V263H256ZM261 261H263V262H261ZM146 262H148V263H146ZM154 262H162V263H154ZM103 263H101V264H103ZM112 264H114V261H113ZM189 264H190V262H189Z\"/></svg>",
	"mask_w": 264,
	"mask_h": 264
},
{
	"label": "bare ground",
	"instance_id": "2",
	"mask_svg": "<svg viewBox=\"0 0 264 264\" xmlns=\"http://www.w3.org/2000/svg\"><path fill=\"white\" fill-rule=\"evenodd\" d=\"M53 1H54V0H0V73H3V75H4V77H3V75H2V77L0 76V77H1V78H0V95L2 96L3 93H4V94L6 93V95H7V94H8V95L11 94V95H13V97H14V96H17L16 99L18 98V99L20 100V101H17V102H20V104H23V105L21 106L20 104L18 105L16 102H13L12 104L17 105V106H16L17 108H16L14 105L10 104V105L12 106V107H11V106L9 105V103H8L7 101L3 100L4 98L2 97V98H3V99H2L1 96H0V165H1L0 171H2L3 173H5L8 169H10V165L12 166L13 164H16V163H15V162H16L15 160L17 159V158H16L17 155H16V153L14 152V153H15L14 156H16V157H14V156L12 155V154H14L13 151H9V150H10V149L12 150V148H13L14 146L18 145V144H17V143H18L17 138H18V140H19V139H21V138L23 137L22 135H25V134H26L30 142H29L28 140H25L26 136H24L25 138L23 137V138H22V141L25 142V143H27V144H26V145H23V146H27L26 148L30 147L31 150H33V148H35V147H33V145H37V146H42V145H43V142H42L43 140L41 141V140L39 139V138H40V134H39V138H38V136H37V135H38V132L36 131L37 129H36V127H32L34 124H32L33 122H31L32 119H35L36 117H37V118L39 117L38 119L36 118V121H38L40 118H42V116H41L42 114H41V115H38V116H37V114H36V116L34 115V117L32 116V118L30 117L31 119L29 118L30 121H27V120H28V118H27V117H28V115H27L28 112L26 113L25 109H26V108L30 109V108H29L30 106H28V105L31 104V102L28 103V98H29V97L27 98V93H25V92H24V93H20V91H19V86L22 85L24 82H25V84H26V83L28 82V80H30V79H27V80H24V82L22 81V79H24V78H26V77L28 76V74H24V73H26V72L29 73V69H28L29 67H26V68L23 67V68H24L23 70L26 69L27 71H25V72L23 71V74H22V73H21L22 70H20V69L22 68V66L19 67V62L21 63V59L24 58V57H26L25 59H27V57L30 58V59H29L30 61H31V59H34V60H35V58L33 57L34 54H35V52H36V53L38 52L37 54H39L40 56H41L40 53H42V57H41L42 59H44V56H43V55H45V54L47 55V54H49L50 52H51V53L53 52L54 54H57V56H58L59 58H62V59H63V58H68V60L70 59V62H71V63H74V64H75L77 61L75 60V62H74V57L76 58V56H73V54H74V53L76 54V52H79L78 54L80 55V52H83V51H81L82 49L79 50V51H77L74 47H73L72 49H70L71 47H70V48H66V47L62 46L61 44H63V43L66 41V38H62V36H63V37L66 36L68 39H74L76 42H77L78 40H80V38H81L83 35H85L83 32L81 33V31L85 29V28L83 29V27L86 26L85 23H84L86 19H84V21H83V19L80 20L81 17H78V18H79V19H78L77 16H76V17H72V18H75V19H73L74 21L72 20V18H71V19H67V20H69L70 22H72V21L75 22L74 25L72 26L73 30H70V29H69V25H71L72 23H70L69 25L67 24L69 21H67L66 18H68V17H65V18H64L63 15H61V13H60V15H59L58 17L55 16L56 18L54 19L55 21H54L53 23H52V22H49V19H50V18H49V13H50V15H52V13H54L53 10L55 9V8H51V7L54 6ZM103 1H104V0H103ZM157 1H158V0H157ZM157 1L155 0V2H157ZM164 1H165V0H164ZM164 1H163V2H164ZM182 1H184V0H182ZM222 1H223V0H222ZM232 1H233V0H232ZM239 1H240V0H239ZM79 2H81V1L79 0ZM159 2H160V1H159ZM163 2H162V3H163ZM169 2H170L169 0H168V2L166 1V3H169ZM191 2H192V1H191ZM253 2H254V1H253ZM75 3H76V2H75ZM105 3H106V2H105ZM128 3H129V2H128ZM133 3H134V2H133ZM157 3H158V2H157ZM170 3H173V1H171ZM182 3H185V4H186L185 6H188V3H190V2H187V3H186V2H182ZM223 3H224V2H223ZM257 3H258V2H257ZM52 4H53V5H52ZM164 4H165V2H164ZM173 4H174V3H173ZM192 4H193V3H192ZM251 4H252V3H251ZM251 4H250V5H251ZM260 4H261V2H260ZM127 5H128V4H127ZM161 5H162V4H161ZM198 5H199V4H198ZM241 5H242V4H241ZM250 5H248V6H250ZM253 5H254V3H253ZM253 5L250 6V7H254L253 9L250 8L251 10H254L255 8L258 10V9L261 8V7L258 6L259 4H257V6H253ZM83 6H84V5H83ZM94 6H95V5H94ZM104 6H105V5H104ZM107 6H108V5H107ZM173 6H175V4H174ZM173 6H169V7H171V9H173ZM55 7H56V6H55ZM109 7H110V6H109ZM157 7H159V6H157ZM245 7H247V6H245ZM258 7H259V8H258ZM93 8H94L93 6L87 4V6H85L84 8H83V7H82V8L79 7V9H78L77 12L86 11V12H88V13H91V10H92ZM116 8H117V7H116ZM136 8H137V7H136ZM185 8L188 9L189 6H188V7H185ZM203 8H204V7H203ZM212 8H213V7H212ZM52 9H53V10H52ZM94 9H95V8H94ZM104 9H105V8H104ZM112 9H115V7H114V6H111V7L107 10V12H105V14L102 13V14H103L102 17H105V19H107L108 17H110V15H112V13H113ZM120 9H121V8H120ZM125 9H126V8H125ZM127 9H128V8H127ZM137 9H138V8H137ZM174 9H175V7H174ZM193 9H194V8H193ZM243 9H244V8H243ZM256 9H255V11H257ZM31 10L33 11L32 13H30ZM115 10H116V9H115ZM117 10H118V8H117ZM121 10H122V9H121ZM203 10H204V9H203ZM248 10H249V9H248ZM49 11H51L52 13L49 12ZM100 11H101V9H100ZM118 11H119V10H118ZM123 11H124V10H123ZM136 11H137V10H136ZM187 11H188V10H187ZM255 11H254L253 13L251 12L252 14H251L250 11H249V13H250L249 15H251V16L249 17L250 19H249V20L246 19V21L243 20V21H244V24L246 23V24H248L249 26H253V25H252L253 23H256V22H259V21H260V23H262L261 21H263V23H264V9L262 8V9L259 10L258 12H255ZM22 12H23L24 14H23ZM26 12H29V13H30V16H29V14H27ZM34 12H35V14H34ZM114 12H115V11H114ZM120 12H121V11H120ZM124 12H125V11H124ZM171 12H172V11H171ZM175 12H176V11H175ZM189 12L191 13V10H190ZM199 12H200V11H199ZM6 13H9V14L12 16V18H7V17H5V14H6ZM97 13H98V12H97ZM129 13H130V12H129ZM25 14H27V15H25ZM31 14H32V15H31ZM113 14H114V13H113ZM149 14H150V13H149ZM174 14H175V13H174ZM57 15H58V14H57ZM87 15H88V14H87ZM96 15H97V14H96ZM98 15H99V14H98ZM114 15H115V14H114ZM134 15H135V14H134ZM235 15H236V14H235ZM249 15H248V16H249ZM8 16H9V15H8ZM11 16H10V17H11ZM52 16H53V15H52ZM167 16H168V15H167ZM174 16H175V15H174ZM191 16H192V15H191ZM191 16H190V17H191ZM239 16H240V15H239ZM83 17H84V16H83ZM85 17H86V16H85ZM113 17H114V16H113ZM204 17H205V16H204ZM237 17H238V16H237ZM140 18H142V17H140ZM167 18H168V17H167ZM246 18H247V17H246ZM110 19H112V18L110 17ZM130 19H134V18H130ZM164 19H165V18H164ZM168 19H169V18H168ZM178 19H179V18H178ZM209 19H210V18H209ZM233 19H234V17H233ZM235 19H236V18H235ZM243 19H245V18H243ZM127 20H128V19H127ZM236 20H237V19H236ZM65 21H66V22H65ZM164 21H166V20H164ZM164 21H162V22H164ZM173 21H174V20H173ZM176 21H177V20H175L174 22L177 23L178 21H177V22H176ZM188 21H189V20H188ZM190 21H191V20H190ZM196 21H197V20H196ZM198 21H199V20H198ZM90 22H91V21H90ZM129 22H130V21H129ZM134 22H135V21H134ZM169 22H170V21H169ZM241 22H242V21H241ZM82 23H83L84 26L81 25ZM88 23H89V21L87 22V24H88ZM92 23H94V20H93ZM92 23H91V24H92ZM96 23H97V22H96ZM96 23H95V24H96ZM114 23H115V22H114ZM171 23H172V21H171ZM171 23H169V24H171ZM175 23H173V24H175ZM180 23H181L180 25H182V22H180ZM184 23H185V21H184ZM184 23H183V24H184ZM242 23H243V22H242ZM89 24H90V23H89ZM95 24H94V26H93V25H92V26L95 27ZM143 24H144V23H143ZM164 24H166V23H164ZM164 24H163V25H164ZM178 24H179V23H178ZM186 24L189 25V23H187V22H186ZM246 24H245V25H246ZM256 24H257V23H256ZM97 25H99V24H96V26H97ZM147 25H148V24H147ZM157 25H158V24H157ZM166 25H167V24H166ZM188 25H187V26H188ZM190 25H191V24H190ZM190 25H189V26H190ZM254 25H255V24H254ZM67 26H68V27H67ZM79 26L82 27V28H81V31H80V29H79V28H80ZM88 26H89V25H88ZM90 26H91V25H90ZM173 26H174V25H173ZM194 26H196V25H194ZM263 26H264V25H263ZM135 27H136V26H135ZM164 27H165V26H164ZM183 27H184V26H183ZM185 27H186V26H185ZM191 27H192V26H191ZM196 27H197V26H196ZM237 27H238V26H237ZM245 27H246V26H245ZM247 27H248V26H247ZM253 27H254V26H253ZM97 28H98V29H97ZM97 28H96V29L99 30V31L97 32V34H96L98 37H97L96 35H95V36L93 35L94 38L97 37L98 39H100L99 36H101V35H103V34H104V36H105V35H108V32H106V30H103V26L100 25V26H98ZM147 28H149V27H147ZM169 28H170V27H169ZM189 28H190V27H189ZM189 28H187V32H188V33H189V30L191 29V28H190V29H189ZM249 28H250V27H249ZM188 29H189V30H188ZM195 29H196V28H195ZM128 30H129V28H128V25L126 24V25H123L122 27H120V30H119V31H120V33H121V36H120L121 39L124 40V41L128 44V46L131 48L132 45H135L134 42H136V41L133 40V38H132L133 36L130 35L131 32H130V33L127 32ZM157 30H158V29L154 30L156 34L153 33L154 31H152V32L150 31V33H152V34H151L152 37H153L154 35H156V36H161V35L163 34V33L161 32L162 29L159 28V30H158V31L161 32L162 34H159ZM183 30H184V28H183ZM185 30H186V29H185ZM191 30H194V29H191ZM51 31H53L55 34H58L59 36L61 35L62 40H64V39H65V40L62 41V43H61V40L59 41V39H58V41H57L56 39H57L58 36H56V37L54 36V37H55V38H54L53 35L51 34ZM95 31H96V30H95ZM156 31H157V32H156ZM163 31H166L165 28H164ZM195 31H196V30H195ZM237 31H238V30H237ZM53 32H52V33H53ZM115 32H116V31H115ZM115 32H114V33H115ZM122 32H124V33H122ZM184 32H185V31H184ZM190 32H191V31H190ZM193 32H194V31H192V33H191L192 35L195 33V32H194V33H193ZM196 32H197V31H196ZM206 32H207V31H206ZM109 33H110V32H109ZM157 33H158L159 35H158ZM50 34H51V35H50ZM196 34H197V33H196ZM113 35H114V34H113ZM119 35H120V34H119ZM147 35H148V34H147ZM151 35H148V36L151 37ZM198 35H199V34H197V36H198ZM163 36H164V35H163ZM163 36H162V37H163ZM169 36H170V35H169ZM169 36H168V37H169ZM195 36H196V35H195ZM210 36H211V34H210ZM90 37H92V35H91ZM198 37H199V36H198ZM211 37H213V36H211ZM239 37H240V36H239ZM92 38H93V37H92ZM92 38H91V39H92ZM94 38H93V39H94ZM108 38H109L108 40L111 41L109 35H108ZM148 38H149V37H148ZM156 38H157V37H156ZM160 38H161V37H160ZM165 38H166V37H165ZM245 38H246V37H245ZM52 39H53V41H52ZM95 39H96V38H95ZM184 39H185V38H184ZM194 39H195V37H194ZM196 39H197V38H196ZM55 40H56V41H55ZM117 40H118V39H117ZM187 40H188V39H187ZM11 41H14V42H15V44H16V45H14L15 47H14L13 45H11V44H12ZM67 41H68V40H67ZM166 41H167V40H166ZM168 41H169V40H168ZM168 41H167L166 43L163 42V43H164L163 46L166 44V46L168 45L167 48L169 47L168 49H171L172 47H173V49H174L176 46H175V47H174V46H170L169 44H167V43H169ZM173 41H174V40H173ZM181 41H182V40H181ZM192 41H193V40H192ZM250 41H251V40H250ZM48 42L51 43V44H54V47H53V46L51 47V45H50ZM57 42H58V43H57ZM82 42H83V41H82ZM84 42H85V41H84ZM118 42H119V41H118ZM160 42H162V41H160ZM174 42H175V41H174ZM177 42H178V41H177ZM179 42H180V41H179ZM193 42H194V41H193ZM10 43H11V44H10ZM66 43H68V42H66ZM77 43H79V42H77ZM95 43H96V42H95ZM171 43H172V42H171ZM185 43H188V42L186 41ZM189 43H190V41H189ZM189 43H188L187 45L185 44V45H186V48H187V46H189ZM7 44H8V46H9V44H10V46H12V47H14V48H12V47H8ZM58 44H59V45H58ZM82 44H83V43H82ZM113 44H114V43H113ZM174 44H175V43H174ZM192 44H193V43L191 42V43H190V48H188V49H191ZM196 44H197V43H196ZM199 44H200V43H199ZM63 45H65V44H63ZM69 45H70V44H69ZM89 45H91V44H89ZM160 45H162V44H160ZM172 45H173V44H172ZM179 45H180V44H179ZM107 46H108V45H107ZM166 46H165V47H166ZM248 46H249V45H248ZM67 47H68V44H67ZM78 47H79V46H78ZM87 47H88V46H87ZM109 47H110V49H108ZM109 47H108L107 49L110 50V51H112V50H113L112 48H114V45L112 46V42H111V46L109 45ZM99 48H100V47H99ZM115 48H116V47H115ZM115 48H114L113 51H115V50L117 49V48H116V49H115ZM140 48H141V47H140ZM161 48L163 49V47L160 46L159 49H161ZM243 48H244V47H243ZM73 49H74L76 52L73 53ZM92 49H93V46H92ZM94 49L96 50L97 48H94ZM94 49H93V50H94ZM157 49H158V48H157ZM173 49L168 50V52H169V51H172ZM177 49H178V48H177ZM177 49H176V50H177ZM192 49H193V48H192ZM85 50H86V49H85ZM88 50H89V49H88ZM93 50H92V51H93ZM102 50H103V49H102ZM127 50H128V49H127ZM165 50H167V49H165ZM92 51H90V52H92ZM96 51H97V50H96ZM117 51H118V50H117ZM117 51H115V52H117ZM128 51H129V52H128L129 54L126 53V54H128V55H125V54H123V56L120 55L119 52H121V51H118L116 54H119L120 57H121V56L124 57V58H122V60L125 61V59H126L127 57L131 58V57H130V54H131L132 52H131V50H128ZM179 51H180V49H179ZM190 51H192V50H190ZM57 52H58V53H57ZM86 52H87V51H86ZM103 52H104V50H103ZM106 52H107V51H106ZM165 52H166V51H165ZM168 52H167V53H168ZM182 52H183V51H182ZM182 52H181V53H182ZM187 52H188V51H187ZM192 52H193V51H192ZM192 52H191V53H192ZM51 53H50V54H51ZM88 53H89V51H88ZM96 53H98V52H96ZM96 53H93V54H92V53H91V54L89 53L88 56H90V57H92V58L94 57L93 60H96V59H97V57H96V59H95ZM100 53H101V51H100ZM100 53H98V58H99V60L102 58V57H101V58L99 57ZM107 53H110V52L108 51ZM163 53H164V51H163ZM167 53H166V54H167ZM172 53H173V52H172ZM175 53H177V51H175ZM196 53H197V51H196ZM28 54H32V57H33V58H31V56H28ZM85 54H87V53H85ZM94 54H95V56H94ZM103 54H105V53H103ZM121 54H122V53H121ZM158 54H159V53H158ZM161 54H162V52H161ZM177 54H180V52H178ZM183 54H185V52H184ZM186 54H187V53H186ZM193 54H194V53H193ZM35 55H36V54H35ZM46 55H45V57L47 58L46 64L50 65L49 61L51 62V60H49V55H47V56H46ZM81 55H82V54H81ZM83 55H84V54H83ZM101 55H102V54H101ZM119 55H118V56H119ZM124 55H125L126 57H125ZM180 55H182V54H180ZM180 55L178 56V58L180 57ZM187 55H188V54H187ZM187 55H184V56L182 55V56H183L182 59H183V60L186 59V62L188 61L187 58H189ZM190 55H191V54H190ZM15 56H17V57L19 56V58L15 57ZM85 56H86V55H85ZM111 56H112V55H111ZM116 56H117V55H116ZM144 56H145V55H144ZM160 56H161V55H160ZM163 56H165V55H163ZM166 56H167V55H166ZM166 56H165V57H166ZM169 56H170V57H169ZM169 56H167L168 58H165V59H169V58L171 59V54H170V53H169ZM174 56H175V55H174ZM185 56H186V58H184ZM192 56H195V55H191V57H190L191 61H194L195 58L193 59ZM37 57H38V56H37ZM37 57H36V59H37ZM55 57H56V56H54V59H56ZM79 57H80V56H79ZM79 57H77V58H79ZM199 57H200V56H199ZM38 58H39V57H38ZM41 58H40V59H41ZM46 58H45V59H46ZM50 58H51V56H50ZM77 58H76V59H77ZM104 58H105V57L103 56V60H105ZM113 58H114V57H113ZM129 58H128V60H129ZM144 58H145V57H144ZM155 58H156V57H155ZM163 58H164V57H163ZM172 58H173V57H172ZM40 59H39V60H40ZM45 59H44V60H45ZM54 59L52 58V60H54ZM62 59H61V61H62ZM86 59H87V58H85V60H86ZM88 59H89V57H88ZM88 59H87V60H88ZM108 59H109V58H108ZM111 59H112V58H111ZM119 59H120V58H119ZM190 59H189V60H190ZM196 59H197V58H196ZM203 59H204V58H203ZM34 60H33V62L36 63ZM39 60H38V61H39ZM44 60H43V61H44ZM58 60H59V59L57 58V61H58ZM65 60H66V59H65ZM97 60H98V59H97ZM106 60H107V58H106ZM112 60H113V59H112ZM130 60L132 61V59H130ZM154 60H156V59H154ZM163 60H164V59H163ZM176 60H178V59H176ZM23 61H24V60H23ZM30 61L28 62V64L30 63ZM38 61H37V62H38ZM41 61H42V60H41ZM55 61H56V60H55ZM110 61H111V60H110ZM124 61H120V62L122 63V62H124ZM131 61L129 62L130 64H131ZM141 61L143 62L144 60H141ZM149 61H150V60H149ZM178 61L180 62V61H182V60H178ZM44 62H45V61H44ZM47 62H48V63H47ZM78 62H79V60H78ZM80 62H81V60H80ZM80 62H79V63H80ZM84 62H85V61H83V64H86V63L88 64V61H87L86 63H84ZM93 62H94V61H93ZM95 62H96V61H95ZM95 62H94V63H95ZM106 62H107V61H106ZM108 62H109V60H108ZM125 62H126V61H125ZM125 62H124V63H125ZM127 62H128V61H127ZM133 62H134V61H133ZM145 62H146V59H145ZM152 62H153V63H152ZM174 62H175V61H174ZM195 62H196V60H195ZM34 63H33V64H34ZM41 63H42V62H41ZM51 63H52V62H51ZM96 63H97V62H96ZM100 63H101V62H100ZM109 63H110V62H109ZM121 63H120V64H121ZM151 63H152V65H154V64H156V61H151ZM180 63L182 64V62H180ZM187 63H188V62H187ZM238 63H239V62H238ZM243 63H244V62H243ZM31 64H32V62H31ZM31 64H30V65H31ZM62 64H63V63H62ZM80 64H81V63H80ZM80 64H78V65L80 66ZM87 64H86V66H87ZM90 64H91V63H90ZM90 64H88V65L90 66ZM97 64H98V63H97ZM102 64H103V63H102ZM126 64H127V63H126ZM146 64H147V63H146ZM157 64H158V63H157ZM183 64H184V63H183ZM183 64H182V65H183ZM191 64H194V63H191V62H190V65H191ZM195 64H196V63H195ZM197 64H198V63H197ZM71 65H73V64H71ZM94 65H95V64H91V66H94ZM100 65H101V64H100ZM112 65H113V63L111 64V67H112ZM140 65H141V64H140ZM33 66H34V65H33ZM37 66H38V65H37V63H36V66H34V67L37 68ZM79 66H78V68H79ZM96 66H97V65H96ZM98 66H99V65H98ZM102 66H103V65H102ZM114 66H115V65H114ZM116 66H118V65H116ZM119 66H120V65H119ZM127 66H128V69H130L129 66L132 67V65H127ZM180 66H181V65H180ZM39 67H41V66L39 65ZM39 67H38V69H39ZM45 67H46V66H45ZM64 67H65V66H64ZM82 67H84V65H83ZM100 67H101V66H100ZM111 67H109V68L111 69ZM145 67H147V66H145ZM148 67H149V66H148ZM156 67H157V65H156ZM181 67H182V66H181ZM183 67H184V68L187 67L186 64H185V66H183ZM183 67H182L181 69H183ZM194 67H197V66H194ZM206 67H207V66H206ZM18 68H19V70H18ZM31 68H32V67H31ZM31 68H30V69H31ZM78 68H77V70H78ZM88 68H89V67H88ZM91 68H92V67H91ZM95 68H96V67H95ZM97 68L99 69V67H97ZM102 68H103V67H102ZM112 68H113V67H112ZM118 68H119V67H118ZM126 68H127V67H126ZM126 68H125V69H126ZM139 68H140V67H139ZM149 68H152V67H149ZM157 68L159 69V67H157ZM157 68H156V69H157ZM160 68H161V67H160ZM235 68H236V67H235ZM245 68H246V66H245ZM32 69H33V68H32ZM41 69H42V68H41ZM46 69H47V68H46ZM66 69H67V67H66ZM93 69H94V68H93ZM93 69H92V70H93ZM98 69H97V70L94 69V71H96L95 73H97V72L100 73L101 71H103L104 68H103L101 71H100V69H99L100 72L98 71ZM106 69H107V68H106ZM114 69H115V68H114ZM116 69H117V68H116ZM120 69H121V68H120ZM140 69H141V68H140ZM144 69H145V68H144ZM154 69H155V68H154ZM162 69H163V68H162ZM194 69H195V68H194ZM194 69H193V71H195ZM202 69H203V68H202ZM47 70H48V69H47ZM67 70H68V69H67ZM72 70H73V69H72ZM75 70H76V69H75ZM79 70H80V69H79ZM82 70H83V69H81V71H80L81 74H82ZM84 70H85V69H84ZM86 70H87V69H86ZM89 70H90V69H89ZM132 70H134V69H132ZM145 70H146V69H145ZM145 70H144V71H145ZM160 70H161V69H160ZM160 70H159V71H160ZM183 70H184V69H183ZM187 70H188V69H187ZM190 70H191V69H190ZM196 70H197V69H196ZM40 71H41V70H40ZM69 71H70V70H69ZM90 71H91V70H90ZM104 71H105V70H104ZM115 71L117 72L118 70H114V73H113V74H115ZM122 71H123V70H122ZM126 71H127V70H126ZM128 71H129V70H128ZM134 71H135V70H134ZM161 71H162V70H161ZM161 71H160V72H161ZM175 71H176V70H175ZM175 71H173V72H175ZM45 72H46V71H45ZM47 72H48V71H47ZM77 72H78V71H77ZM77 72H76V75H77ZM105 72H106V71H105ZM105 72H104V73H105ZM107 72H108V70H107ZM112 72H113V71H112ZM118 72H119V71H118ZM120 72H121V70H120ZM120 72H119V73H120ZM164 72H165V73H164ZM184 72H185V71H184ZM187 72H188V71H187ZM34 73H35V72H34ZM43 73H44V72H43ZM83 73H84V71H83ZM98 73H97V74H98ZM108 73H110V72H108ZM129 73H131V72H129ZM135 73H137V72H135ZM141 73H142V72H141ZM169 73H170V72H169ZM190 73H193V72H190ZM198 73H199V72H198ZM198 73L195 72V75L198 74ZM247 73H248V72H247ZM37 74H38V73H37ZM56 74H59V73H56ZM62 74H63V73H62ZM62 74H61V75H62ZM64 74H65V73H64ZM71 74H74V72L71 73ZM78 74H79V72H78ZM97 74H96V75H97ZM100 74H102V73H100ZM100 74H98L97 76L101 79L102 75L104 76L106 73H105V74H102V75H100ZM110 74H111V73H110ZM113 74H111V75H113ZM126 74H127V73H126ZM161 74H162V75H166L167 72H166V71H163V72H161ZM174 74H178V73H174ZM193 74H194V73H193ZM0 75H1V74H0ZM32 75H33V74H32ZM83 75H85V74H83ZM99 75H100L101 77H100ZM129 75H130V74H128V78H131V77L134 78V79H135L136 77L139 78V76L134 77V72H133V74H131V76H129ZM162 75H160V76H162ZM190 75H191V74H190ZM21 76H22V79H20ZM29 76H30V75H29ZM47 76H49V75H47ZM53 76H54V75H53ZM58 76H59V77H58ZM66 76H67V75L65 74L64 77H66ZM68 76H69V75H68ZM68 76H67L66 78H68ZM73 76H74V75H73ZM86 76H87V75H85L84 77H86ZM90 76H91V74H90ZM90 76H89V77H90ZM92 76H93V75H92ZM92 76H91V77H92ZM97 76H96V80L99 79ZM106 76H109V74H106ZM106 76H105V77H106ZM117 76H118V75H117ZM141 76H142V75H140V77H141ZM166 76H167V75H166ZM169 76H170V75H169ZM185 76H186V75H185ZM230 76H231V75H230ZM252 76H253V75H252ZM54 77H55V78H54L55 80H56V79L58 80L60 77H63V76H60V74H59V75H56V76H54ZM57 77H58V78H57ZM87 77H88V76H87ZM93 77H95V76H93ZM126 77H127V76H126ZM241 77H242V76H241ZM247 77L249 78V76H247ZM30 78H31V77H30ZM66 78H64V79L67 81V80H69L70 77H69L68 79H66ZM77 78H78V77H77ZM97 78H98V79H97ZM166 78H167V77H166ZM173 78H174V77H173ZM243 78H244V77H243ZM250 78H251V77H250ZM252 78H254V77H252ZM252 78H251V79H252ZM35 79H36V77H35ZM35 79H34V80H35ZM37 79H38V78H37ZM44 79H45V78H44ZM47 79H48V77H47ZM60 79H61V78H60ZM60 79L58 80L59 82H60ZM78 79H80V78H78ZM89 79H90V81H93V79H91V78H89ZM102 79H104V78H102ZM102 79L100 80L101 82L103 81ZM107 79H108V77L106 78V80L104 79V80H105L104 82L108 84V82H106ZM109 79H110V78H109ZM124 79H125V78H124ZM139 79H140V78H139ZM169 79H170V78H169ZM169 79H165V80H169ZM187 79H189V78H187ZM190 79H192V78H190ZM193 79H194V77H193ZM196 79H197V78H196ZM234 79H235V78H234ZM236 79H237V78H236ZM241 79H242V78H241ZM18 80L22 81L23 83H22V84L20 83V85H19V84H18V82H19ZM40 80H41V79H40ZM55 80H54V82L51 81V82H52L51 85L54 86V84H55V85H56V88L59 87V86H61V85L63 84V82H64V80L61 79V81H62V84H61V82L59 83V82L56 80V82H57V84H56V83H55ZM73 80H74V77H73ZM76 80H77V79H76ZM84 80H85V79H84ZM132 80H133V79H132ZM132 80L128 79L129 84L134 83V80H133V82H131ZM135 80H136V79H135ZM170 80L173 82L172 79H170ZM197 80H198V79H197ZM245 80H246V79H245ZM245 80H244V81H245ZM249 80H250V79H249ZM249 80H248V85H247V87H250V88H247V89H253V90L256 89L254 86L258 87V82H256L255 84H252V83H254V82L251 81V80L249 81ZM253 80H254V79H253ZM255 80H257V79H255ZM26 81H27V82H26ZM30 81L32 82V80H30ZM30 81H29V82H30ZM77 81H78V80H77ZM98 81H99V80H98ZM108 81H109V80H108ZM110 81H111V80H110ZM125 81H126V80H125ZM125 81H124V82H125ZM240 81H241V80H240ZM240 81H239V82H240ZM257 81H258V80H257ZM29 82H28V84H26V86H24L25 84H23V86H24L23 88H26L25 90H27L28 88H31V85H29ZM40 82H41V83H44V81H42V80H41ZM47 82H48V83H46V85L48 84V86H49V85H50V81H47ZM68 82H70V80H69ZM79 82H80V80H79ZM81 82H82V81H81ZM81 82H80V83H81ZM93 82H94V81H93ZM104 82H103V83H104ZM124 82H122L123 84H122V83H120V84H121V85H125V87H126L127 84H125ZM130 82H131V83H130ZM168 82H169V81H168ZM241 82H242V81H241ZM246 82H247V81H246ZM33 83H34L36 86L39 85V82H38V81H35V82H33ZM58 83L61 84V85H59ZM65 83H67V82H65ZM70 83H72V85H74L75 82L73 83V81H71ZM80 83H78V85H79ZM83 83H84V82H83ZM95 83H96V82H95ZM109 83H110V82H109ZM143 83H144V82H143ZM166 83H167V81H166ZM173 83H174V82H173ZM243 83H245V82H242V84H240V85H241V86H242V85L244 86ZM259 83H262V82L259 81ZM263 83H264V81H263ZM67 84H69V83H67ZM67 84H66L65 86H67ZM107 84H105V86H106ZM118 84H119V83H118ZM129 84H128V85H129ZM136 84H137V83H136ZM136 84H134V85L137 86ZM160 84H161V83H160ZM168 84H169V83H168ZM170 84H172V83H170ZM170 84H169V85H170ZM176 84H177V81H176L175 85H176ZM180 84H181V83H180ZM180 84H179V85H180ZM27 85L30 86V87H28ZM43 85H45V84H43ZM58 85H59V86H58ZM75 85H77V84H75ZM75 85L73 86V87H75V88L73 89V87L70 86V84H69L68 86H70V87H72V88H69V87L67 86L66 89H67V88H69V89H73L74 92H73V91H68V90H67V93H68L67 95H68V96H67V98H66V101H64L65 99H60V100H63V101H64L65 103H67V104L69 103V105H70V103L74 102L75 99H76V96H75L76 94H74V93H75L76 88L78 87V86H75ZM94 85H96V84H94ZM128 85H127V87H128V89H129V87H131V85H129V86H128ZM237 85H238V84H237ZM245 85H246V83H245ZM259 85H260V84H259ZM262 85H263V84H262ZM63 86H64V85H63ZM63 86H62V88H63ZM81 86L83 87V84L80 85L79 87H81ZM103 86H104V84H103ZM105 86H104V87L101 86L102 88H101L100 90L102 91L103 88L109 90V88H106V87H108L109 85L106 86V87H105ZM119 86H120V85H119ZM132 86H133V84H132ZM135 86H134V90H131V88H130V90L127 91V93H128L129 95H130L129 92H131V91H133V92H131V93L137 92V91L135 90V89H137V87L135 88ZM162 86H163V85H162ZM171 86H172V85H171ZM173 86H174V85H173ZM177 86H178V85H177ZM260 86H261V85H260ZM260 86H259V87H260ZM27 87H28V88H27ZM38 87L40 88V86H38ZM54 87H55V86H54ZM54 87H53V89H55ZM93 87H94V86H93ZM120 87L122 88L123 86H120ZM166 87H167V86H166ZM244 87H245V89H246V86H244ZM259 87H258V88H259ZM20 88H22V87H20ZM44 88H45V91H48L47 88L52 89L51 87H45V86H44ZM44 88H43V89H44ZM59 88H61V87H59ZM113 88H114V87H113ZM132 88H133V87H132ZM141 88H142V87H141ZM141 88H140V89H141ZM159 88H161V87L159 86ZM170 88H172V87H170ZM174 88H175V87H174ZM180 88H181V87H180ZM46 89H47V90H46ZM78 89H79V88H77L76 91H78V92H79V91H83V88H80L81 90H80V89L78 90ZM104 89H103L102 92L99 91V92L102 93V94L100 93L101 95H103V93H109V94H110V92H108V91L106 92V91H104ZM110 89H112V88H110ZM125 89H127V88H125ZM138 89H139V88H138ZM138 89H137V90H138ZM156 89H157V88H156ZM164 89H165V88H164ZM241 89H242V87H241ZM243 89H244V88H243ZM20 90H22V92H23L24 89H20ZM57 90H58V88H57ZM57 90H56V92H57ZM93 90H94V89H93ZM95 90H96V89H95ZM112 90L114 91V89H112ZM119 90H120V89H119ZM119 90H116L117 93H118ZM123 90H124V88H123ZM141 90H142V89H141ZM153 90H154V88H153ZM160 90H162V89H160ZM165 90H166V89H165ZM257 90H258V89H257ZM260 90H261V91L263 90V93H264V88H263V89H260ZM32 91H33V90H32ZM43 91H44V90H43ZM43 91H42V92H43ZM116 91H115V92H116ZM124 91H125V90H124ZM124 91H123V92H124ZM154 91H156V90H154ZM239 91H240V93L243 92V91H241V90H239ZM247 91H248V90H247ZM247 91H246V92H247ZM261 91H259V92H261ZM26 92L29 93V89H28V91H26ZM48 92L50 93V92H52V90H51V91H48ZM58 92H59V91H58ZM65 92H66V91H65ZM115 92H111V94L114 93V95L112 94L113 96H110L109 94H107V95H109V97H111V98H112V97H117V96L115 95ZM123 92L121 91V93H123ZM139 92L141 93V91H139ZM248 92H249V91H248ZM254 92H255V91H254ZM30 93H32V92H31V89H30ZM60 93L62 94V95H61V94L59 95L60 98H61V96H63L64 98L66 97V94H65V93H64L65 96L63 95L62 91H61ZM79 93H80V92H79ZM127 93H126V94H127ZM140 93H139V94H140ZM148 93H150V92H148ZM157 93H158V92H157ZM250 93H251V92H250ZM53 94H55V97H56V99H54V101H52L53 103H54V102L56 103V101H57L56 105H58L59 103H63V102H59V103H58L59 99H58L57 97H59V96H58V95L56 96V93H55V92H54ZM53 94H52V95H53ZM57 94H59V93H57ZM77 94H78V93H77ZM126 94H124V95L126 96ZM252 94H253V92H252ZM252 94H251V96H252ZM6 95H5V96H6ZM8 95H7V96H8ZM42 95L45 96L44 93H43ZM80 95L82 96V92H81ZM80 95H79V96H80ZM85 95H86V94H85ZM107 95H105V96H106L105 98H107V100L109 101V97H107ZM124 95H123V96H124ZM168 95H169V94H168ZM256 95H257V94H256ZM260 95H261V94H260ZM3 96H4V95H3ZM77 96H78V95H77ZM79 96H78V97H79ZM88 96H89V95L87 94V97H86V96H85L86 98L84 97L85 100H86L87 98H91V97H88ZM94 96H95V95H94ZM98 96H99V95H98ZM123 96L121 95V97L123 98L122 100H121V99H118V97H117L118 100H117V99H116V100L118 101V102H117V108H118L119 106H122V108H120V107H119V108L123 110V107H124V109H125V107L128 106V107L126 108V110L128 109L127 111L123 110V114H122V115H125V114H127V112H129V111H132V112H133L134 108H133V106H132L131 109H129L130 106L127 105V104L129 103V101L131 100V99H130L131 97L129 96V97H130V98H129L130 100L127 101V100H125V97H123ZM166 96H167V95H166ZM231 96H232V95H231ZM247 96H248V95H247ZM251 96H250V99H251ZM13 97H12V98H13ZM127 97H128V96H127ZM257 97H259V96H257ZM262 97H264V96H261V98H262ZM44 98H46V97H44ZM53 98H54V97H53ZM79 98H81V97H79ZM82 98H83V97H82ZM92 98H93V97H92ZM102 98H104V97H101V99H102ZM119 98H120V97H119ZM153 98H154V97H153ZM238 98H239V97H238ZM255 98H256V97H255ZM261 98H260V99H261ZM18 99H17V100H18ZM57 99H58V100H57ZM67 99H68V100H67ZM112 99H113V98H112ZM112 99H110V102H111ZM134 99H135V98H134ZM157 99H159V98H157ZM245 99H246V98H245ZM6 100H7V99H6ZM14 100H15V99H13V101H14ZM43 100H44V99H43ZM85 100H84V101H85ZM97 100H98V99H97ZM114 100H115V99H114ZM120 100H121L122 102H121ZM124 100H125V101H124ZM159 100H160V99H159ZM252 100H253V98H252ZM256 100H257V99H256ZM45 101H46V100H45ZM48 101H49V100H48ZM67 101H68V102H67ZM79 101H80V99H79ZM86 101H87V100H86ZM101 101H102V100H101ZM108 101H107V102L105 101V102L108 103ZM123 101H124V102H123ZM126 101H127V102H126ZM145 101L147 102V100H145ZM238 101H239V100H238ZM243 101H244V100H243ZM246 101L248 102V103H245L246 105L250 103L249 100L246 99ZM253 101H254V100H253ZM253 101H251V102L253 103ZM259 101H260V100H259ZM261 101L263 102L264 100L261 99ZM261 101H260V102H261ZM81 102H83V100H81ZM102 102H103V101H102ZM102 102H100V103H102ZM112 102H113V100H112ZM112 102H111V103H112ZM120 102H121L122 104H121ZM130 102L133 103L134 100H132V101H130ZM148 102H149V101H148ZM257 102H258V100H257ZM257 102L254 101V104H256ZM44 103L47 104V102H44ZM53 103H52V104H53ZM55 103H54L53 106H52V104H50V106H48V108H49V107H51V108L54 107V106H55ZM74 103L77 104V106H76ZM74 103L71 104V106L74 105L73 110L75 109V107H76V109H78V106H79L80 102H78L79 104L77 103V101H75ZM111 103H109L110 105H109V104L106 105V104H104V103H103V104H99V103H98V104H99L100 108H103V107H104V106L101 107V105H106L107 107H105V108H106L107 111H106V110H105V111L108 112V111H109V110H108V109H109L108 106L110 107V106H111ZM113 103H114V105H116V104H115V103H116L115 101H114ZM113 103H112V105H113ZM118 103H120L121 105H119ZM125 103H127L126 106L124 105ZM139 103H140V102H139ZM139 103H138L137 107H139V106H141V105H144V104H148V105H149V103H145V102H144L143 104H142V102H141V105H139ZM155 103H156V102H155ZM170 103H171V102H170ZM242 103H243V102H242ZM26 104H27V105H26ZM33 104H34V103H33ZM37 104H38V103H37ZM48 104H49V103H48ZM95 104H96V103H94L93 105H95ZM225 104H227V103H225ZM254 104H253V107H255ZM259 104H260V103H259ZM263 104H264V103H263ZM31 105H32V104H31ZM64 105H65V104H64ZM114 105H113V106H114ZM131 105H134V107H135L136 103H135V104H131ZM159 105H160V104H159ZM241 105H243V107H244L243 109H245L244 103L241 104ZM251 105H252V104H251ZM257 105H258V103H257ZM35 106H36V105H35ZM84 106H86V105L83 104V105L80 106V107L83 108ZM152 106H153V105H152ZM167 106H168V105H167ZM170 106H171V105H170ZM182 106H184V105H182ZM238 106H239V105H238ZM262 106H263V105L261 104V107H262ZM19 107H20V108H19ZM59 107H60V108H59ZM59 107H58V108L55 107V111H56L57 109L60 110L61 108L64 109V108H66V107H68V106H64V108L61 107V106H59ZM69 107H70V106H69ZM137 107H135V108H137ZM144 107H147V106H144ZM149 107H151V105H149ZM249 107H250V106H249ZM258 107H259V105H258L256 108H258ZM261 107H260V108H261ZM15 108H16V109H15ZM51 108H49L48 111L52 112V111L50 110ZM100 108H98V106H97V108L95 107V109H97V112H98V109H100ZM107 108H108V109H107ZM111 108H113V107L111 106ZM117 108H116V110L118 111L119 108H118V109H117ZM132 108H133V109H132ZM147 108H148V107H147ZM151 108H152V107H151ZM169 108H170V107H169ZM174 108H176V107H174ZM247 108H248V107H246V109H247ZM260 108H259V111H260ZM35 109H36V108H35ZM67 109L69 110L70 108H66V110H67ZM83 109H84V108H83ZM83 109H81V110H83ZM103 109H104V108H103ZM138 109H139V108H138ZM138 109H137L136 112H138ZM140 109H141V107H140ZM148 109H149V108H148ZM159 109H160V108H159ZM179 109H180V108H179ZM182 109H183V108H182ZM193 109H194V108H193ZM196 109H197V108H196ZM230 109H231V108H230ZM248 109H249V108H248ZM252 109H253V108H252ZM252 109H249V110H252ZM261 109H262V108H261ZM52 110H53V108H52ZM71 110H72V109H71ZM71 110H69L70 113L73 111V110H72V111H71ZM86 110H87V109H86ZM110 110H111V109H110ZM171 110H172V109H171ZM185 110H186V109H185ZM197 110H198V109H197ZM33 111H34V110H33ZM60 111H61V110H60ZM62 111H63V110H62ZM62 111H61V112H62ZM64 111H65V110H64ZM83 111H84V110H83ZM83 111H82V113H85V112H83ZM87 111H88V110H87ZM89 111H90V110H89ZM92 111H93V110H92ZM105 111H104V112H105ZM111 111H112V110H111ZM113 111L115 112L114 109H113ZM119 111H120V110H119ZM119 111H118V112H119ZM188 111H189V110H188ZM29 112H30V110H29ZM31 112H32V110H31ZM35 112H36V111H35ZM35 112H32V113L34 114ZM53 112H54V110H53ZM58 112H59V111H58ZM65 112H68V111H65ZM73 112H74V111H73ZM79 112H80V110H79ZM100 112H102V111H100ZM260 112H261V111H260ZM24 113H26L27 116H24ZM36 113H40V112H36ZM54 113H57V112H54ZM70 113H68V114L65 113V114H64V112H62L63 117H64L66 114H67L66 117H67V116L71 117V114H73V113H71V114H70ZM76 113H78V110L75 111V114H76ZM93 113H94V111H93ZM95 113H96V111H95ZM95 113H94V114H95ZM119 113H120V112H119ZM124 113H125V114H124ZM133 113H134V112H133ZM138 113H139V112H138ZM143 113H144V112H143ZM188 113H189V112H188ZM201 113H202V112H201ZM201 113H200V114H201ZM208 113H209V112H208ZM16 114H17V119L21 118V117L18 118V115H19V116H22V117L24 116L25 118H27V119H25V118L23 117L24 119H23V118L21 119V120H23V121L25 120L27 125H29L30 122H31V124H30V126H28V128H29V129H32V128L36 129V130H33V129H32V131H34V132L36 131V132H35V133H37L36 137H37L41 142H40L38 139H37V140H38V142H37V140L35 139L36 137L34 136L35 133L32 132V131H30V130L26 127L27 125L25 126V124H24L25 121H24V122L22 121L23 123H21V121L19 122V120H18V121H17V120H14V119H16V118H14ZM51 114H53V113H51ZM51 114H49V115H51ZM58 114L61 115L60 112H59ZM69 114H70V115H69ZM90 114H91V113H90ZM96 114H97V113H96ZM104 114L106 115V113H103V114H102V117H101V116L97 117V115H94V116H96V118L99 120V119H102V118H103V115H104ZM108 114H110L109 117L112 116L110 111H109ZM108 114H107V116H108ZM117 114H118V113H117ZM131 114H132V113H131ZM139 114H140V113H139ZM144 114H145V113H144ZM182 114H183V111H182V113H179L178 115H182ZM184 114L186 115L185 112H184ZM189 114H190V113H189ZM248 114H249V113H248ZM250 114H251V113H250ZM29 115H30V114H29ZM49 115H48V117H49ZM53 115H54V114H53ZM55 115H56V114H55ZM73 115H74V114H73ZM73 115H72V116H73ZM79 115H82L81 112H80ZM113 115H114V114H113ZM115 115H116V114H115ZM115 115H114V116H115ZM132 115L136 118V115H138V114L135 115V113H134V114H132ZM142 115H143V114H142ZM145 115H147V114H145ZM154 115H155V114H154ZM185 115H182V117H185ZM191 115H192V114H191ZM260 115H261V114H260ZM40 116H41V117H40ZM56 116H57V115H56ZM56 116H51V117H52V118H53V117L55 118ZM76 116L78 117V115H74V117H76ZM107 116H106V117H107ZM127 116H128V115H126V117H127ZM143 116H144V115H143ZM165 116H166V115H165ZM170 116H171V115H170ZM172 116H174V114H173ZM207 116H208V115H207ZM209 116H210V115H209ZM249 116H250V115H249ZM60 117H61L60 119H62V115H61ZM66 117H65V118H66ZM100 117H101V118H100ZM106 117L104 116V118H106ZM109 117H108V118H109ZM117 117H118V116H117ZM119 117H120V116H119ZM119 117H118L117 119H120ZM122 117H123V118H122ZM122 117H121L122 120L125 119L124 116H122ZM130 117H131V116H130ZM130 117H128V118H130ZM186 117H189V118L191 117V118H192V116H186ZM196 117H197V116H196ZM262 117H263V116H262ZM13 118H14V119H13ZM52 118H50V119H52ZM65 118H64V120H67V118H66V119H65ZM86 118H88V116H87ZM93 118H94V117H93ZM93 118H91V119H93ZM96 118H95V120L97 121ZM132 118H133V117H131L130 120H132ZM139 118H140V117H139ZM139 118H138V120H139ZM144 118H145V117H142V119H144ZM172 118H173V117H172ZM175 118H176V117H175ZM191 118H190V119H191ZM225 118H226V117H225ZM263 118H264V117H263ZM56 119H57V118H56ZM60 119H59V116H58V121H59ZM70 119H71V118H70ZM73 119H74V118L72 117V119H71L70 121H71V122H74L75 125H76V122H75V121H78V120H74V121H72ZM75 119H76V118H75ZM91 119H90V121H91ZM117 119H116V120H117ZM148 119H149V118H148ZM159 119H160V121H162L160 117H159ZM186 119H188V118H186ZM198 119H199V118H198ZM246 119H247V118H246ZM259 119H260V118H259ZM64 120H63V121H64ZM88 120H89V119H88ZM93 120H94V119H93ZM93 120H92V121H93ZM95 120H94V121H95ZM104 120H105V119H104ZM104 120H103V122L107 121L106 124H108V120H107V118H106L105 121H104ZM116 120H115V123L118 121V120H117V121H116ZM126 120H127V119H126ZM231 120H232V119H231ZM250 120H251V118H250ZM33 121H34V120H33ZM36 121H35L34 123H36ZM39 121H42V120H39ZM49 121H50V120H49ZM63 121H62V122H63ZM67 121H68V120H67ZM120 121H121V120H120ZM127 121H128V120H127ZM139 121H140V120H139ZM143 121H144V120H142L141 123H144V125H145L146 123L143 122ZM156 121H157V120H156ZM172 121H173V123H174V118H173ZM175 121H176V122H179V121H177V120H175ZM180 121H182V120H180ZM184 121H185V119H184ZM194 121H195V120H194ZM247 121H248V120H247ZM42 122H43L42 124H44L45 121H42ZM46 122H48V120H46ZM46 122H45V123H46ZM51 122H52V121H51ZM59 122H61V121H59ZM68 122H69V121H68ZM68 122H66V126H67ZM78 122H79V121H78ZM78 122H77V123H78ZM101 122H102V121H101ZM118 122H119V121H118ZM122 122H123V121H122ZM125 122H126V121H125ZM125 122H124V124H126V126H127V123H129V121H128L127 123H125ZM146 122H147V120H146ZM168 122H169V121H168ZM168 122H167V123H168ZM188 122H189V121H188ZM192 122H193V121H192ZM244 122H245V121H244ZM261 122H262V120H261ZM28 123H29V124H28ZM40 123H41V122H40ZM40 123H39V122L37 123V126H38L37 128L40 127ZM92 123H93V122H92ZM92 123H91L90 125H92ZM98 123H99V122H98ZM98 123H97V124H96V123H93V125H92V126H93V127H92V130H93V129H96V130H97V128L99 127V128H98V131H99V130L102 128V127H100V126H101L103 123H102L101 125H100V123H99V126H98ZM109 123H110V122H109ZM155 123H156V122H154V124H155ZM162 123H163V122H162ZM162 123L160 122V124H162ZM189 123H190V122H189ZM189 123H188V124H189ZM23 124H24V125H23ZM38 124H39V125H38ZM60 124H61V123H59V126H60ZM63 124L65 125V123H63ZM71 124H72V123L69 122L68 125H71ZM79 124H81V126H82V123H79ZM79 124H78V125H79ZM129 124H130V123H129ZM129 124H128V126H130ZM132 124H134V123L132 122ZM132 124H131V126H130L131 128H132ZM151 124H152V123H151ZM156 124H157V123H156ZM164 124H165V123H164ZM164 124L161 125V128H163L162 126H163ZM168 124H169V123H168ZM168 124H166V125L169 126V128L172 127L171 122H170L171 126L168 125ZM180 124H181V123H180ZM185 124H186V123H185ZM188 124H187V125H188ZM22 125H23V127L25 126V127L28 129V131H30V133L32 132L31 134H32L35 138L32 137V135L29 134V132H28V134L32 137V138L30 139L29 136H28V134H27V131L24 130L25 127H24V128H21ZM31 125H32V126H31ZM47 125H48V124H47ZM61 125H62V124H61ZM64 125H63V126H64ZM96 125H97L98 127H96ZM110 125H112V124H110ZM142 125H143V124H142ZM190 125H191V123H190ZM196 125H197V124H196ZM248 125H249V124H248ZM255 125H256V124H255ZM263 125H264V124H263ZM34 126H36V124H35ZM71 126H73V125H71ZM71 126H70V127L67 126V127L71 128ZM85 126H86V125H85ZM103 126L106 127L107 125L103 124ZM128 126H127V127H128ZM156 126H157V125H156ZM158 126H160V125L158 124ZM185 126H186V125H185ZM31 127H32V128H31ZM55 127H56V126H55ZM77 127H78V130H79L80 125H79V126L76 125V127H73V128H74V129H77ZM88 127H89V126H88ZM94 127H96V128H94ZM107 127H108V126H107ZM110 127H111V126H110ZM110 127H109V131H111V133H112V132H113V131H112L113 129H112V127H111V129H112V130H111ZM130 127H128V129H129ZM138 127H139V126H138ZM176 127H178V126H176ZM183 127H184V126H183ZM188 127H189V126H188ZM253 127H256V126H253ZM26 128H25V129H26ZM40 128H42V129H40L39 131H43V130L45 131V129H46V128L43 129V127H40ZM63 128H64V127H63ZM65 128H66V127H65ZM65 128H64V129H65ZM73 128H72L71 131H70L71 133H72V130H73L74 133H75V131H76V130H74ZM82 128H83V127H81V130H82ZM115 128H116V127H115ZM118 128H119V127H118ZM123 128L125 129V127H123ZM123 128H122V129L120 128V131H122V130L124 131ZM169 128L167 127V129H169ZM173 128H174V126H173ZM173 128H172V129H173ZM189 128H190V127H189ZM202 128H203V127H202ZM244 128H245V127H244ZM262 128H263V127H262ZM27 129H26V130H27ZM56 129H57V128H56ZM66 129H68V128H66ZM134 129H135V128H134ZM164 129H166V128L164 127ZM167 129H166V130H167ZM170 129H171V128H170ZM172 129H171V130H172ZM192 129H193V127H192ZM196 129H197V128H196ZM253 129H254V128H253ZM20 130H22V131H20ZM46 130H47V129H46ZM48 130H50V129L48 128ZM59 130H60V129H59ZM62 130H63V129H61L60 131H62ZM68 130H69V129H68ZM68 130H67V131H68ZM81 130H79V131H81ZM96 130H94V132H95ZM101 130L104 131V129H101ZM101 130H100V132L104 133V132L101 131ZM114 130H115V129H114ZM116 130H117V128H116ZM125 130H127V128H126ZM131 130H132V129H131ZM147 130H148V129H147ZM174 130H175V128H174ZM181 130H182V129H181ZM64 131H66V130H63V132H64ZM98 131H96V132L98 133ZM109 131H107V132H109ZM123 131H122V134H124ZM138 131H139V130H138ZM168 131H169V130H167V132H168ZM70 132H69V133H68V132H65V135H66V133H68V134L70 135ZM83 132H84V131H83ZM96 132H95L94 134H96ZM154 132H155V131H154ZM172 132H173V131H172ZM262 132H263V131H262ZM39 133H40V132H39ZM51 133H52V132H51ZM74 133L72 134L73 137L76 136V134L74 135ZM76 133H80V132L76 131ZM87 133H88V132H87ZM92 133H93V132H92ZM109 133H110V132H109ZM111 133H110V135H111ZM116 133H117V131H116ZM116 133H115V134H116ZM120 133H121V132H120ZM126 133H127V132H126ZM183 133H184V132H183ZM19 134H22V135H21L22 137H21ZM43 134H45L44 136H46V133H45V132H44ZM43 134H41V135L43 136ZM48 134H49V133H47V135H48ZM68 134H67L68 137H66V138H69L70 136H72V135L69 136ZM98 134H99V135H98ZM98 134H96V135H97V136H101L100 133H98ZM122 134H121V135H122ZM15 135H19L21 138H19L18 136H15ZM63 135H64V133H63ZM81 135H82V134H81ZM113 135H114V132H113ZM113 135H112V136H113ZM116 135H117V134H116ZM116 135H115V137H117ZM118 135H119V133H118ZM184 135H186V133H185ZM44 136H43V139H44ZM77 136H78V134H77ZM104 136H105V135H104ZM104 136L102 135L101 137L103 138ZM119 136H120V135H119ZM126 136H128V135H126ZM165 136H166V135H165ZM16 137H17V138H16ZM48 137H49V136H47V140H48ZM51 137H52V136H50L49 138H51ZM83 137H84V136H83ZM101 137H100V139H101ZM120 137H121V136H120ZM120 137H119V138H120ZM123 137H124V135H123ZM132 137H133V136H132ZM145 137H146V136H145ZM156 137H157V136H156ZM87 138H88V137H87ZM110 138H111V137H110ZM113 138H114V137H113ZM113 138H112V139H113ZM124 138H125V137H124ZM126 138H127V137H126ZM153 138H154V137H153ZM163 138H164V137H163ZM178 138H179V137H178ZM188 138H189V137H188ZM23 139H24V140H23ZM26 139H27V138H26ZM74 139H75V138H74ZM77 139H78V138H77ZM82 139H83V138H82ZM103 139H106V138L104 137ZM108 139H109V138L107 137V140H108ZM121 139H122V137H121ZM129 139H131V138H129ZM151 139H152V138H151ZM182 139H183V138H182ZM185 139H186V138H185ZM189 139H190V138H189ZM45 140H46V139H44V141H45ZM49 140H50V139H49ZM52 140L55 141V138L53 137ZM68 140H69V139H68ZM80 140H81V139H79L78 141H80ZM119 140H120V139H119ZM178 140H179V139H178ZM180 140H181V139H180ZM16 141H17V143H16ZM22 141H21V142H22ZM50 141H51V140H50ZM69 141H70V140H69ZM86 141H87V140H86ZM92 141H93V140H92ZM99 141H100V140H99ZM101 141H102V140H101ZM103 141L105 142V140H103ZM117 141H118V140H117ZM148 141L150 142V140H148ZM165 141H166V140H165ZM181 141H182V140H181ZM181 141H178L177 144L179 145V143H180ZM185 141H186V140H185ZM185 141H184V142H185ZM252 141H253V140H252ZM19 142H20V141H19ZM23 142H22V144H25V143H23ZM39 142L41 143V145H40ZM55 142H56V143H59V141L57 142V140H56ZM55 142H54V143H55ZM107 142H108V141H106V144H107ZM151 142H153V141H151ZM163 142H164V141H163ZM171 142H172V141H171ZM192 142H193V141H192ZM29 143H30L31 145H30ZM38 143H39V144H38ZM48 143H50V142H48ZM52 143H53V142L50 143L51 145H49V144H48V145L51 146V147H50L51 149L56 150V148H58V147H55V148H54V145H55V144L52 145ZM85 143H86V142H85ZM85 143H84V145H85ZM91 143H92V142H91ZM123 143H125V142H123ZM129 143H130V142H129ZM164 143H165V142H164ZM172 143H174V142H172ZM20 144H21V143H20ZM44 144H45V143H44ZM46 144H47V141H46ZM46 144H45V145H46ZM70 144H71V143H70ZM70 144H69V145H70ZM82 144H83V143H82ZM89 144H90V143H89ZM89 144L86 143V145H88L87 147H90ZM131 144H132V143H131ZM169 144H170V143H169ZM29 145H30V146H29ZM45 145H43V146H45ZM48 145H46V146H47V149H48ZM62 145H63V144H62ZM64 145H65V144H64ZM86 145H85V146H86ZM96 145H97V144H96ZM104 145H105V143H104ZM123 145H124V144H123ZM123 145H121V146H123ZM128 145H130V144H128ZM132 145H134V144H132ZM132 145H130V149H131ZM180 145H181V143H180ZM233 145H234V144H233ZM20 146L23 147L22 145H20ZM31 146H32L33 148H32ZM37 146H36V147H37ZM46 146H45V149H44V147H43V148L41 147L42 149L45 150V152H44V150H41L39 147H37V148H39L41 151H43V153H46V154L49 153L48 156H49V159H50V160L48 159V156H47L46 154H44V155L41 156V153H39L40 155H39V157H37V158H40V156L43 157V156L46 155V156L43 157V158H47L48 160H47V159H46V160H47L50 164H51V162H52V163H56V164L59 163L58 166L60 165L61 162H64L65 160H67V159L70 157V156H68V155H71L72 153L74 154V152H75L77 149H78V151H80V150L85 151V150L87 149L85 146L83 147V145L81 146L82 149H81L79 146H76V147H75V151H73V150H74L73 148H72L73 150L69 149L71 146H69V148H68V147H66V148L64 147V150H65V149L68 150L69 153H70V150H71V152H72V151H73V152H72L71 154L68 153V155L65 154L64 156H65V157L68 156V158H65L64 161H60V162H59V159L62 160L61 158H62V156H63L62 153L64 152V150H63V152H59V151L51 150V149L49 148L50 150L48 149V151H50V152H51V151L59 152V155H58L57 153H53L54 156H53V155H52V156H53L54 158H55V154H57L56 157L58 156L57 159L59 158V156H61V158H59L58 161H56V160H55L56 158H55V159H54L55 161L53 162V160H52V156L50 155V152H48V151H47L48 153L46 152V150H47V149H46ZM52 146H53V147H52ZM56 146L61 147V145H56ZM67 146H68V145H67ZM73 146H75V145H73ZM97 146H98V145H97ZM99 146H100V144H99ZM121 146H120V147H121ZM175 146H176V145H175ZM77 147H78V148H77ZM101 147H102V146H101ZM120 147H119V148H120ZM124 147H125V146H124ZM139 147H141V146H139ZM172 147H173V146H172ZM229 147H230V146H229ZM232 147H233V146H232ZM246 147H247V146H246ZM16 148H17V146H16ZM16 148H15V149H16ZM23 148H24V147H23ZM37 148H35V149L33 150V154L36 153V155H37V153L40 152L39 149H38V151L36 150ZM61 148H63V147H61ZM76 148H77V149H76ZM79 148H80V149H79ZM83 148H85V150H84ZM92 148H93V147H92ZM92 148L89 149V150L87 149L88 151H87L86 155H88V153L90 154V152H93V154H95V153H94L95 151H96V154H97V150H93ZM99 148H100V147H99ZM109 148H110L109 146H108V149H107V147L105 146V149L109 150ZM132 148H135V146L132 147ZM179 148H180V147H179ZM13 149H14V148H13ZM19 149H22V148H19ZM24 149H25V148H24ZM24 149H22V150H23V154H21L22 152L19 151L21 155L24 156L25 154H27V155H25V156H28V153H29V155L31 154V153H30L31 150H29V148H28V149H25V150H28L29 152L27 151L28 153H25V154H24V152H25ZM97 149H98V148H97ZM121 149H122V148H121ZM158 149H160V148H158ZM231 149H232V148H231ZM22 150H21V151H22ZM35 150H36L37 152H36ZM57 150H59V149H57ZM66 150H65V151H66ZM90 150H91V151H90ZM92 150H93V151H92ZM99 150H101V149H99ZM122 150H123V149H122ZM138 150H140V149H137V148H136V151H138ZM14 151L17 152V150H14ZM34 151H35V152H34ZM60 151H62V149H61ZM68 151H67V152H68ZM78 151H76V153H75L76 156H77V152H78ZM89 151H90V152H89ZM160 151H161V150H160ZM248 151H249V150H248ZM8 152H12L11 155H12V157H14V158H13L14 160L10 157V153L8 154ZM19 152H17V154H18ZM85 152H86V151H85ZM85 152H84V153H85ZM104 152H105V151H104ZM131 152H132V151H131ZM133 152H135V151H133ZM211 152H212V151H211ZM64 153H65V152H64ZM108 153H109V152H108ZM158 153H159V150H158ZM175 153H177V152H175ZM202 153H204V152H202ZM232 153H233V152H232ZM51 154H52V153H51ZM60 154H61V155H60ZM73 154H72V156L75 155V154H74V155H73ZM91 154H92V153H91ZM91 154H90V156H91ZM96 154H95V156H96ZM131 154H132V153H131ZM194 154H195V152H194ZM81 155H83V154H82V151L80 152V156H77V157H81ZM113 155H114V154H113ZM115 155H116V154H115ZM115 155H114V156H115ZM144 155H145V153H144ZM151 155L153 156V153H151ZM159 155H160V154H159ZM159 155L156 156V157H159ZM161 155H162V154H161ZM161 155H160V156H161ZM205 155H206V154H205ZM37 156H38V155H37ZM50 156H51V157H50ZM64 156H63V159H64ZM76 156H74V157H76ZM83 156H84V158L82 157V159H77V160L79 161V162H78L79 164H82L83 162L81 163L80 161H81V160L84 161L85 157H87V156H85V154H84ZM123 156H124V155H123ZM126 156H127V155H126ZM133 156H135V155H133ZM146 156H148V155H146ZM149 156H150V155H149ZM154 156H155V154H154ZM206 156H207V155H206ZM261 156H262V155H261ZM19 157H20V156H19ZM19 157H18V159H19ZM21 157H22V156H21ZM32 157L34 158L35 156L32 155V156H31V159H32ZM77 157H76V158H77ZM93 157H94V156H93ZM115 157H118V156H115ZM119 157H120V156H119ZM22 158H23V157H22ZM26 158L29 159V157H25V159H26ZM76 158H74V159L71 158V159L69 160L70 162L72 161V164H71V165H73V164L76 163V162H74V161H76V160H75ZM88 158H90L89 155H88ZM147 158H151V157H147ZM183 158H184V157H183ZM188 158H189V157H188ZM215 158H216V157H215ZM18 159H17V160H18ZM72 159H73L74 161H73ZM86 159H87V158H86ZM97 159H98V157H97ZM121 159H122V158H121ZM154 159H155V158H154ZM157 159H158V158H157ZM157 159H156V160H157ZM206 159H207V158H206ZM206 159H205V160H206ZM212 159H213V158H212ZM243 159H244V158H243ZM1 160H2L3 164L6 165L7 169H6L5 167L2 168V167H3V166H2L3 164H2V162H1ZM11 160H13V163H12ZM20 160H22L20 163H19V161H17V163L19 164V166H20V164L23 162V159H20ZM32 160H33V159H32ZM32 160H31V161H32ZM38 160H39V159H37L35 162H37ZM42 160L44 161V159H42ZM46 160H45V161H46ZM51 160H52V161H51ZM89 160H90V159H89ZM145 160H146V159H144V161H145ZM150 160H151V159H150ZM156 160H155V161H156ZM158 160H159V159H158ZM166 160H167V159H166ZM168 160H169V159H168ZM27 161H28V160H27ZM40 161H41V159L38 161V162H39L38 165L40 164ZM45 161H44V162H45ZM50 161H51V162H50ZM67 161H68V160H67ZM69 161H68V162L65 161V162L67 163L68 167H70V165H69L70 162H69ZM86 161H87V160H86ZM144 161H143V162H144ZM153 161H154V160H153ZM155 161H154V162H155ZM215 161H216V159H215ZM246 161H247V160H246ZM29 162H30V161H29ZM57 162H58V163H57ZM73 162H74V163H73ZM98 162H99V161H98ZM124 162H125V161H124ZM124 162H123V163H124ZM145 162H146V161H145ZM149 162H150V161H149ZM168 162H171V163H172V162H174V161H168ZM176 162H178V161H176ZM11 163H12V164H11ZM31 163H32V162H31ZM68 163H69V164H68ZM86 163H87V162H86ZM86 163H85V164H86ZM88 163H89V162H88ZM110 163H111V162H110ZM118 163H120V160H119ZM157 163H162V162H158V161H157ZM157 163H156V164H157ZM18 164H16V165L18 166ZM32 164H33L32 166H34V163H32ZM42 164L45 165V163H42V162H41V165H42ZM46 164H47V162H46ZM56 164H53V165H54V168H55V165H56ZM62 164H63L62 167L67 166L65 163H61V165H62ZM83 164H84V163H83ZM83 164H82V165H83ZM134 164H135V163H134ZM143 164H144V163H143ZM163 164H164V163H163ZM16 165H15V166H16ZM21 165H22V164H21ZM30 165H31V164H30ZM38 165H37V166H38ZM47 165H49V164H47ZM64 165H65V166H64ZM75 165L78 166V164H75ZM82 165H81V170H82V168H83ZM118 165H119V164H118ZM120 165H121V163H120ZM120 165H119V167H121ZM139 165H140V169H141V164L139 163ZM139 165H138V166H139ZM150 165H151V164H150ZM150 165H149L150 169H153V168H151ZM161 165H162V164H159L158 167H161ZM173 165H174V164H173ZM189 165H191V164H189ZM220 165H221V164H220ZM15 166H12V168L15 167ZM23 166H24V163H23ZM23 166H22V167H23ZM35 166H36V165H35ZM39 166H40V165H39ZM42 166H43V165H42ZM50 166H51V165H50ZM83 166H84V165H83ZM122 166H123V165H122ZM142 166H143V165H142ZM178 166H179V165H178ZM181 166H182V165H181ZM22 167H21V170L23 171ZM26 167H27V166H26ZM40 167H41V166H40ZM43 167H44V166H43ZM43 167H41V168H43ZM45 167H46V165H45ZM56 167H57V166H56ZM60 167H61V166H59V168H55V169H53V170L57 171L56 169H58V171H57V173H58V172H59V169L62 168V167H61V168H60ZM72 167H74V166H72ZM72 167H71V168H72ZM78 167H79V166H78ZM154 167H156V166H154ZM172 167H173V166H172ZM30 168L32 169V167H30ZM48 168H49V167H47V169H48ZM52 168H53V167H51V169H52ZM156 168H157V167H156ZM156 168H154V169H156ZM189 168H191V167L189 166ZM3 169H4V170H3ZM14 169H16V168H14ZM18 169H19V168H17V170L15 171L16 173H14V170L11 169V170H13L12 173H14V175H15V174L17 175V171H18ZM26 169H27V168H26ZM33 169H36V167H35V168L33 167ZM33 169H32L31 171H33ZM45 169H46V168H45ZM45 169H44V171H46ZM51 169H50V171H52ZM62 169H63V168H62ZM66 169H67V167H65V169H63V170H66ZM74 169H75V168H73V170H74ZM76 169H77V168H76ZM76 169H75V171L77 172V170H78L79 168H78L77 170H76ZM84 169H86V168H84ZM121 169H122V168H121ZM142 169H144V168H142ZM142 169H141V172H142ZM154 169H153V170H154ZM178 169H179V167H178ZM191 169H192V168H191ZM63 170H62V171H63ZM137 170H138V169H137ZM144 170H146V167H145ZM144 170H143V171H144ZM158 170H159V168L157 169V171H158ZM4 171H5V172H4ZM31 171H30V172H31ZM41 171H43V169H41V170L39 169V172H41ZM44 171H43V172H44ZM50 171H49V169L47 170V172H50ZM60 171H61V170H60ZM69 171H72V170L69 168L68 172H69ZM86 171H87V170H86ZM125 171L128 172L127 170H125ZM129 171H130V170H129ZM188 171H190V170H188ZM7 172L9 173L10 171L8 170ZM7 172H6L5 174H7ZM19 172H21L20 169H19ZM24 172H25V171H24ZM39 172H38V170H36V172H31V173H35V176L38 177L37 175L39 174ZM43 172H42V173H43ZM47 172H46V173H47ZM84 172H85V171H84ZM84 172H83V173H84ZM141 172H140V173H141ZM154 172H155V170L152 172V174H153ZM250 172H251V171H250ZM3 173H2V174H3ZM12 173H11V174H12ZM31 173L29 174V176L31 175ZM42 173L40 174L41 176H39L37 179L35 178V176L33 177V178H35V179H34V182H35V180L37 181L38 179H40V178L42 177ZM46 173L44 172V174H46ZM55 173H56V172H55ZM61 173H62V172H61ZM61 173H60V174H61ZM63 173H64V172H63ZM77 173H78V172H77ZM87 173H88V172H87ZM89 173H90V172H89ZM123 173H124V172H123ZM191 173H194V171H193V172L191 171ZM218 173H219V172H218ZM234 173H235V172H234ZM5 174H4V175H5ZM19 174H20V173H19ZM21 174H22V173H21ZM21 174L18 175V176L20 177ZM49 174H50V173H49ZM49 174H47V176L54 177L53 175H49ZM51 174H52V173H51ZM58 174H59V173H58ZM60 174H59V175H60ZM70 174H71V173H68V174H65V175L63 174L64 176H66L65 179H64V180H66V181H65L66 183H65L64 180L62 179L63 182L65 183V184H64L65 187H61V188H63V190L65 189V191L62 190V191H63L62 193H64V195L67 194V196H69V198H68V201H65V200H67V198H66L67 196H66V197H65L66 199L63 198L62 202H64V203L67 202V204H68L69 201H73L74 203H76L74 200L77 199L76 201H77V203H78V202L80 203V206H81V204L84 205V204H83V201H82V203H81V201H80V200H81V197L83 196V195L81 196V193H83V192H81V190H79V189L76 188V187H78L79 185H76V182H75V180H74L75 178H74V179L72 178L74 175L71 174V176H70ZM124 174H125V175H122V176H127V174H129V173H127V174L124 173ZM130 174H131V173H130ZM136 174H138V173H136ZM154 174H155V173H154ZM154 174H153V175H150V176H154ZM244 174H245V173H244ZM4 175H3V176H4ZM14 175H13V176H14ZM25 175H26V174H25ZM55 175H56V174H55ZM68 175H69V176H68ZM131 175H132V174H131ZM133 175H134V174H133ZM155 175H156V174H155ZM180 175H181V174H180ZM201 175H202V173H201ZM203 175H204V174H203ZM203 175H202V176H203ZM218 175H219V174H217V176H218ZM5 176H6V175H5ZM7 176H9V177L11 176V178H12V175H7ZM18 176H14V177L17 178ZM26 176H27V175H26ZM31 176H33V175H31ZM31 176H30V177H31ZM43 176H45V175H43ZM60 176H62V174H61ZM60 176H58V177H60ZM79 176H81V175H79ZM94 176H96V175H94ZM137 176H139V175H137ZM181 176H182V177H180V179L183 178L184 175H181ZM199 176H200V175H199ZM220 176H221V175H219L217 178H219ZM0 177H2L1 174H0ZM19 177H18V178H19ZM45 177H46V176H45ZM50 177H49V178H50ZM55 177H56V176H55ZM58 177L55 178V179H58ZM85 177H86V176H85ZM120 177H121V176H120ZM135 177H136V176H135ZM146 177H148V176L146 175ZM146 177H145V178H146ZM160 177H161V176H160ZM160 177L158 176V178H156V179H159ZM177 177H178V179H179V176H177ZM188 177H189V176H188ZM195 177H196V176H195ZM195 177H194V178H195ZM197 177H198V176H197ZM200 177H201V176H200ZM204 177H206V176H204ZM248 177H249V176H248ZM2 178H3V177H2ZM5 178H6V177H4L3 180H4ZM11 178H6V180H7V179H11ZM18 178H17V179H18ZM43 178H44V177H43ZM49 178H48V179H49ZM60 178H62V177H60ZM80 178H82V179H80L81 181H79V180L77 181V179H76L77 183L80 182V184H81L80 186H82V184L85 186V185L87 184V182H89V181H88V180H89V179H88L89 177H88V178L86 177L87 180H83V179H84L83 177H80ZM90 178H91V177H90ZM124 178H125V177H124ZM133 178H134V177H133ZM148 178H149V177H148ZM161 178H162V177H161ZM184 178H185V177H184ZM201 178H202V177H201ZM19 179H20V178H19ZM46 179H47V178H46ZM48 179L46 180V182L48 181ZM50 179H52V181H54V180H53L54 178H50ZM94 179H96V178L94 177ZM122 179H123V178H122ZM125 179L128 180V177L125 178ZM130 179H131V178H129V180H130ZM150 179H151V178H150ZM150 179L148 180V182L150 181ZM167 179H168V178H167ZM167 179H166V180H167ZM171 179H172V178H171ZM197 179H198V178H197ZM203 179H204V178H203ZM14 180H15V179H14ZM14 180H12V182H13ZM24 180H25V178H24ZM58 180H59V181H57L56 183H58V182H59V183H62V180H61V182H60V179H58ZM91 180H92V179H91ZM91 180H90V181H91ZM98 180H99V179H98ZM98 180H97V181H98ZM104 180H105V179H104ZM123 180H124V179H123ZM129 180H128V181H129ZM132 180H133V179H132ZM134 180H135V179H134ZM136 180H137V179H136ZM154 180H155V179H154ZM159 180H161V179H159ZM173 180H175V179H173ZM181 180H182V179H181ZM185 180H186V181L188 180L187 177L185 178ZM198 180H199V179H198ZM247 180H248V179H246V181H247ZM0 181H1V179H0ZM4 181H5V180H4ZM4 181H3V182H4ZM16 181H17V180L14 181L15 185H16V183H17L19 180H18L17 182H16ZM28 181H29V180H28ZM42 181H43V180H42ZM44 181H45V179H44ZM52 181L50 180V183H51ZM55 181H56V180H55ZM82 181H83V183H82ZM118 181H119V180H118ZM125 181H126V180H125ZM137 181H138V180H137ZM151 181H152V180H151ZM151 181H150V182H151ZM156 181H157V182H154V184H153L154 187H156L155 184H158V182H159L158 180H156ZM164 181H165V179H164ZM177 181H178V180H177ZM182 181H183V180H182ZM182 181H181V182H182ZM186 181H185V182H186ZM190 181H191V180H190ZM12 182H10V183H12ZM32 182H33V181H32ZM99 182H100V180H99ZM99 182H98V183H99ZM143 182H144V184H145V182H147V181H143ZM162 182H163V181L161 180V183H162ZM172 182H173V181H172ZM179 182H180V181H179ZM192 182H193V181H192ZM192 182H190V184H191ZM195 182H196V181H195ZM248 182H250V181H248ZM1 183H2V181H1ZM6 183L9 185L8 182H6ZM20 183H21V185H22V182H20ZM39 183L41 184V182H39ZM39 183L37 184V186H38V188L40 189V186H39L40 184H39ZM47 183H48V182H47ZM47 183H46V184H47ZM50 183H49V185H50ZM53 183H54V182H53ZM56 183H54L55 186H56ZM59 183H58L57 185H59ZM84 183H85V184H84ZM91 183H92V181H91ZM91 183L89 182V184H91ZM94 183H95V182H94ZM94 183H93V184H94ZM98 183H97V184H98ZM132 183L134 184V183H136V182H133V181H132ZM141 183H142V180H141ZM159 183H160V182H159ZM161 183H160V184H161ZM163 183H164V182H163ZM166 183H167V182H166ZM166 183H165V184H166ZM174 183H175V182H174ZM176 183H177V182H176ZM193 183H194V182H193ZM193 183H192V184H193ZM244 183H245V182H244ZM4 184H5V183H4ZM7 184H5V185H7ZM28 184H30V183H28ZM28 184L26 183L27 186L25 185V187L28 188V186H29ZM42 184H45V183L42 182ZM46 184H45V185H46ZM95 184H96V183H95ZM100 184H101V183H100ZM124 184H125V183H124ZM178 184H179V183H178ZM178 184H177V185H178ZM182 184H184V183H182ZM187 184H188V182H187ZM187 184L185 185L186 187H187ZM190 184H189V186H191ZM195 184H196V183H195ZM238 184H239V183H238ZM245 184H246V183H245ZM252 184H253V183H252ZM259 184H260V183H259ZM0 185H1V184H0ZM10 185H11V184H10ZM18 185H19V183H18ZM30 185H31V184H30ZM32 185H34V183H32ZM47 185H48V184H47ZM47 185H46V188H49V187H48L49 185H48V186H47ZM54 185H52L51 187H53ZM62 185H63V184H62ZM62 185H61V186H62ZM98 185H99V184H98ZM111 185H112V184H111ZM140 185H143V184H140ZM166 185H168V183H167ZM166 185H165V187L167 188ZM247 185L249 186L250 184L248 183ZM12 186H13V184H12ZM12 186H10L9 189H11ZM19 186H20V185H19ZM19 186H17V187L19 188ZM43 186H44V185H43ZM75 186H76V187H75ZM86 186H87V185H86ZM86 186H85V188H90V187H86ZM88 186H89V185H88ZM90 186H91V185H90ZM125 186H126V185H125ZM158 186L161 187V189H163V188H162L163 184H162V186H160V185H158ZM171 186H172V185H171ZM180 186H182V185H180ZM242 186H243V185H242ZM1 187H2V188H1ZM5 187H7V186H5ZM5 187H4L3 185H1V186H0V190L3 189V188L5 189ZM15 187H16V186H15ZM56 187H57V186H56ZM59 187H60V186H59ZM59 187L57 188L58 190H59ZM91 187H92V186H91ZM95 187H97V186L94 185V188H95ZM107 187H108V186H107ZM128 187H129V186H128ZM130 187H131V186H130ZM165 187H164V188H165ZM191 187H192V186H191ZM191 187H190V188H191ZM254 187H255V186H254ZM12 188H13V187H12ZM44 188H45V187H44ZM44 188H43V193L45 192V189H46V188H45V189H44ZM61 188H60V189H61ZM74 188H76L75 191H74ZM105 188H106V187H105ZM109 188L112 189L110 186H109ZM123 188H124V187H123ZM168 188H169V185H168ZM180 188H181V187H180ZM248 188H249V187H248ZM4 189H3V190H4ZM15 189H16V188H15ZM20 189H21V188H20ZM31 189H32V188H31ZM36 189H37V188H36ZM49 189H50V188H49ZM49 189L46 190L47 194H48V190H49ZM81 189L83 190L84 187L81 188ZM90 189H91V188H90ZM95 189H98V188H95ZM140 189H141V188H140ZM175 189H178V188H175ZM181 189H182V188H181ZM249 189H250V188H249ZM5 190H7V189H5ZM5 190H4V192H6ZM16 190H17V189H16ZM33 190H34V189H33ZM51 190L54 191V190H55V187H54V189H51ZM58 190H57V194H58V193H61V192H59ZM86 190H89V189H86ZM102 190H103V188H102ZM105 190H107V189H105ZM126 190H127V189H126ZM152 190H154V189H152ZM156 190H159V189L156 188ZM156 190H155V191H156ZM186 190H187V189H186ZM186 190H185V191H186ZM245 190H246V188H245ZM247 190H248V189H247ZM14 191H15V190H14ZM35 191H36V190H35ZM40 191H42V189H41ZM60 191H61V190H60ZM72 191H74V195H73ZM92 191H93V193H91ZM92 191L90 192V190H89L90 194L94 195V194L97 193L98 190H97V191L92 190ZM103 191H104V190H103ZM143 191H144V190H143ZM148 191H149V192H153V191H150V190H148ZM177 191H178V190L173 191L174 193H173L172 197L174 196L175 193H177ZM185 191H184V192H185ZM241 191H242V190H241ZM243 191H244V190H243ZM18 192H19V191H18ZM46 192H45V193H46ZM54 192H55V191H54ZM101 192H102V191H101ZM108 192L110 193L109 190H108ZM111 192L113 193V191H111ZM114 192H115V191H114ZM149 192H148V194H149ZM156 192H157V191H156ZM156 192H155V193H156ZM247 192H248V191H247ZM0 193H1V192H0ZM10 193H11V191H10L9 193L6 192L5 194H6V195H7V194L9 195ZM15 193H17V191H15ZM15 193H14V194H15ZM19 193H20V192H19ZM37 193H39V192H36V195H37ZM45 193L43 194V198H44L43 200H46V199H47V200H46L44 203H46V202L48 201V198L45 199V197H44V195L46 196ZM49 193H51V191H49ZM62 193H61V195H62ZM71 193H72V194H71ZM142 193L144 194V193H146V192H142ZM155 193L153 192L152 194H155ZM158 193H159V192H158ZM167 193H168V192H167ZM180 193H181V191H179V196H180V195H183V193H182V194H180ZM245 193H246V192H245ZM3 194H4V193H2L1 195L3 196ZM5 194H4V195H5ZM39 194H41V192H40ZM52 194L57 195L56 192H55V193H51V195H52ZM69 194L72 195V196H70ZM79 194H80V195H79ZM102 194H103V193H102ZM102 194H101V195H102ZM106 194H107V193H106ZM243 194H244V193H243ZM243 194H242V193H241V195L239 194V195H240L239 197L241 198V196H244V195H245V194H244V195H243ZM6 195H5V198H6ZM8 195H7V198H8V200H9V197L12 196V194H11L9 197H8ZM15 195H16V194H15ZM15 195H13L12 197L14 198ZM29 195H30V194H29ZM29 195H28V196H29ZM48 195H49V194H48ZM51 195H50V196H51ZM92 195H91V197H90V195H88V197L86 196V199L89 198V200L87 201V202H89V204H88V206H89L88 208H89V209H86V210H89V213L91 212L90 214H88L89 216H88L87 218L91 217L90 220H92V223L94 224V223H97V222H98L97 219H99V218H98L99 216H97V214H103V212H104V211H102V209H101L102 213H101V211H100V212L97 211V210H100V207H102V204L104 203V202H101V200H100L99 198H102V197H104V196L102 195L101 197H98V193H97V196H96L97 198H95V197H92ZM108 195H109V194H108ZM126 195H129V194H126ZM170 195H171V193H170ZM177 195H178V194H177ZM226 195H227V194H226ZM226 195H225V196H226ZM28 196L26 195V196H24V197H27V199H29ZM38 196H39V195H38ZM40 196H41V195H40ZM57 196H58V195H57ZM59 196H60V194H59ZM79 196H81V197H80V199H79V201H78V197H79ZM84 196H85V193H84ZM84 196H83V197H84ZM105 196H106V195H105ZM151 196H152V195H151ZM158 196H159V195L157 194L156 197H158ZM179 196H178V197H179ZM225 196H223V197H225ZM247 196H248V195H247ZM0 197H1V196H0ZM3 197H4V196H3ZM47 197H48V196H47ZM52 197L54 198L53 195H52ZM55 197H56V196H55ZM110 197H111V196H110ZM169 197H170V196H169ZM169 197H167L168 200H169ZM174 197H176V196H174ZM220 197H221V196H220ZM226 197H227V196H226ZM245 197H246V196H245ZM1 198H2V197H1ZM5 198H3V199H5ZM50 198H51V197H50ZM107 198H108V197H107ZM142 198H144V196H143ZM163 198L166 199V197H163ZM176 198H177V197H176ZM176 198L173 199V200H174L173 203H175V199H176ZM180 198H181V197H180ZM221 198H222V197H221ZM231 198H233V197H231ZM249 198L251 199V197H248V199H246V200H249ZM3 199H1V201H3ZM41 199H42V198H41ZM41 199H40V200H41ZM60 199H61V197H60ZM64 199H65V200H64ZM114 199H115V198H114ZM157 199L160 200V197H159V198H156V200H157ZM165 199H163L164 201H161V203H162V202H165ZM217 199H219V198H217ZM263 199H264V198H263ZM12 200H13V199H12ZM17 200H18V199H17ZM17 200H16V203L18 204L19 202H17ZM22 200H23V199H22ZM22 200H21V201H22ZM40 200H39V201H40ZM51 200H53V199H51ZM51 200H49V201H51ZM54 200L56 201L55 198H54ZM54 200H53V206H54V203H55ZM58 200H59V197H58ZM105 200H106V198H105ZM107 200H108L109 202H112V201L114 202V200H111V201H110V199H107ZM159 200H157L158 203H160ZM166 200H167V199H166ZM220 200H221V199H220ZM239 200H240V199H239ZM241 200H242V199H241ZM251 200H252V199H251ZM251 200H250V201H251ZM256 200H257V199H256ZM21 201H20V202H21ZM28 201H29V200H28ZM33 201H34V200H33ZM39 201H38V202H39ZM41 201H42V200H41ZM41 201H40V202H41ZM215 201H217V200L215 199ZM253 201H255V199L252 200V202H253ZM257 201H258V200H257ZM257 201H256V202H257ZM4 202H5V200L3 201V205H2V202H1V205H0V206H5V204L8 203V201H7L5 204H4ZM9 202H10V200H9ZM24 202H25V200H24ZM57 202L60 203L61 201H57ZM62 202H61V204H62ZM84 202H85V201H84ZM109 202H108V203H109ZM168 202H169V201H168ZM171 202H172V200L170 199V203H171ZM212 202H213V201H212ZM233 202H234V201H233ZM242 202H243V201H242ZM258 202H261V201L259 200ZM263 202H264V201H263ZM14 203H15V202H14ZM26 203H27V201L25 202V204H26ZM31 203H32V202H31ZM50 203H52V202H50ZM58 203H57V205H58ZM70 203H71V202H70ZM70 203H69V204H70ZM209 203H210V202H209ZM213 203H214V202H213ZM234 203H235V202H234ZM243 203H244V202H243ZM245 203H246V202H245ZM247 203H248V202H247ZM247 203H246V204H247ZM19 204H20V203H19ZM21 204H22V202H21ZM23 204H24V203H23ZM25 204H24V206H25ZM29 204H30V202H29ZM35 204H36V203H34V205H35ZM41 204L43 205V201H42ZM61 204H60V205H61ZM109 204H111V203H109ZM178 204H179V203H178ZM253 204H254V203H253ZM256 204H257V203H256ZM262 204H263V203H262ZM262 204H261V205H262ZM9 205H10V204H9ZM26 205H28V203H27ZM30 205H32V204H30ZM34 205H33L32 207H37V206H34ZM37 205H38V204H37ZM42 205H40V206H42ZM44 205H45V204H44ZM51 205H52V204H51ZM62 205H64V207H65L66 203H65V204H62ZM70 205H71V204H70ZM77 205H78V204H77ZM113 205H114V204H113ZM163 205H166V204H163ZM168 205H169V204H168ZM217 205H218V204H217ZM241 205H242V204H241ZM247 205H248V204H247ZM249 205H250V204H249ZM254 205H255V204H254ZM263 205H264V204H263ZM14 206H15V205H14ZM19 206H20V205H19ZM40 206H38L37 208H39ZM66 206H68V205H66ZM86 206H87V205H86ZM104 206H105V205H104ZM111 206H112V204H111ZM115 206H119V205H115ZM171 206H172V205H171ZM201 206H203V204H201ZM242 206H243V205H242ZM9 207H10V206H9ZM15 207H16V206H15ZM29 207H31V206H29ZM44 207H45V206H44ZM59 207H62V206H59ZM59 207H58V209H59ZM77 207H78V206H77ZM77 207H74V208L77 209ZM107 207H108V206H107ZM109 207H110V205H109ZM112 207H113V206H112ZM119 207H120V206H119ZM166 207H167V206H166ZM169 207H170V206H169ZM208 207L210 208V205H209ZM254 207H255V206H254ZM259 207H260V205H259ZM263 207H264V206H263ZM263 207H262V208H263ZM0 208H1V207H0ZM37 208H36V209H37ZM62 208H63V207H62ZM62 208H61V209H62ZM65 208H66V207H65ZM65 208H64V211H65ZM67 208L70 209L69 206H68ZM78 208H79V207H78ZM80 208H82V206H81ZM84 208H85V207H84ZM102 208H103V207H102ZM117 208H118V207H117ZM167 208H168V207H167ZM205 208H206V207H204L203 209H205ZM221 208H223V207H221ZM240 208H241V207H240ZM6 209H7V208H6ZM31 209H32V208H31ZM31 209H30V211H31ZM41 209H43V207H41ZM45 209H46V208H45ZM71 209H72V208H71ZM71 209H70V211H71ZM90 209H92V210H90ZM106 209H107V208H105V209H103V210H106ZM110 209L113 210V211L116 210L115 207H114V208H111V207H110ZM110 209L108 208V210H110ZM118 209H120V213H122V209H121V208H118ZM118 209H117V211H118ZM131 209H132V208H131ZM131 209H130V211H131ZM173 209H174V208H173ZM201 209H202V208H201ZM207 209H208V208H207ZM212 209H213V208H212ZM212 209H211V210H212ZM1 210H2V209H0V212H1ZM38 210H39V209H38ZM83 210L85 211V209H83ZM111 210H110V211H111ZM127 210H129V209H127ZM127 210H125V211H127ZM230 210H231V209H230ZM241 210H243V208H242ZM245 210H246V209H245ZM245 210H244V211H245ZM7 211H9V209H8ZM32 211H33V209H32ZM36 211H37V210H36ZM40 211H41V210H40ZM43 211H44V210H43ZM45 211H46V210H45ZM62 211H63V210H62ZM66 211H67V210H66ZM66 211H65V212H66ZM75 211H76V210H75ZM84 211H83L82 214H86V213H87L86 211H85V213H84ZM96 211H97V214H95V216H93L94 213H96ZM113 211H111V212H113ZM125 211H124V212H125ZM134 211H135V209L133 210V214L137 213V212L134 213ZM204 211H205V210H204ZM206 211H207V210H206ZM206 211H205V212H206ZM214 211H215V210H214ZM218 211H219V210H218ZM228 211H229V209H228ZM11 212H12V211H11ZM11 212H10V213H11ZM28 212H29V211H28ZM34 212H35V209H34ZM48 212H50V211H48ZM48 212L46 213L47 215H48ZM54 212H57V211H54ZM65 212H64V213H65ZM72 212H74V211L69 212V214H70V213H71L72 215L75 214V216H76V213L73 214ZM78 212H79V211H78ZM78 212H77V213H78ZM81 212H82V210L80 211V214H81ZM210 212H211V211H210ZM233 212H234V211H233ZM251 212H252V211H251ZM38 213H39V212L37 211L36 215H38ZM50 213H51V212H50ZM105 213H106V212H105ZM114 213H115V212H114ZM120 213H119V214H120ZM126 213H128V212H125V213H123V214L125 215ZM207 213H209V211H208ZM214 213H215V212H214ZM261 213H262V212H261ZM0 214H1V213H0ZM24 214H25V213H24ZM28 214H30V213H28ZM39 214H40V213H39ZM43 214H44V215H43V217H44V216H45V213H43ZM57 214H58V213H57ZM59 214H60V212H59ZM61 214H62V213H61ZM69 214H67V217H69V216H68ZM71 214H70V215H71ZM82 214H81V215H82ZM92 214H93V215H92ZM152 214H154V213H152ZM155 214H157V216H158V215L160 214V212H155ZM205 214H206V213H205ZM212 214H213V213H212ZM212 214H211V215H212ZM215 214H216V213H215ZM32 215H34V214H32ZM36 215H35V216H36ZM41 215H42V214H41ZM41 215H40V216H41ZM72 215H71V216H72ZM90 215H91V216H90ZM108 215H109V213H108ZM120 215H121V214H120ZM120 215H119V216H120ZM124 215H123V216H124ZM135 215H136V214H135ZM140 215H141V214H140ZM148 215H149V217H151L150 214H148ZM53 216H54V214L52 215V218H55V216H54V217H53ZM56 216H57V215H56ZM75 216H74V217H75ZM79 216H80V215L77 214V217H79ZM82 216H83V215H82ZM84 216H85V215H84ZM102 216H103V215H102ZM102 216H100V217H102ZM113 216H114V215H112V217H113ZM123 216H122V217H123ZM136 216L138 217V215H136ZM144 216L146 217L147 215L145 214ZM155 216H156V215H155ZM155 216H153V217H155ZM213 216H214V214H213ZM260 216L262 217V215H260ZM46 217H47V216H46ZM48 217H49V216H48ZM74 217H73V218H74ZM85 217H86V216H85ZM106 217H107V216H106ZM114 217H115V219H117V220H115V221L117 222V223L115 222L117 225H118L120 222H121L120 225H121V224H124V223H122V221H123L122 217H120V218L122 219L121 221H120V218H116V217H118V215H117V216L115 215ZM126 217L128 218V216H126ZM134 217H135V216H134ZM153 217H152V219H155V218H153ZM161 217H162V216H161ZM161 217H160V219H162ZM168 217H169V216H168ZM223 217H225V216H223ZM252 217H253V216H252ZM37 218H38V216L36 217L35 220H37ZM40 218L43 219L42 217H40ZM40 218H39V219H40ZM49 218H50V217H49ZM59 218H61V217H59ZM63 218H64V217H63ZM83 218H84V217H83ZM87 218H85V220H84V219H81V218H80V219H81L82 221H83V220H84V221H87V220L89 221V219H87ZM102 218H103V217H102ZM107 218H108V217H107ZM107 218H105V219H107ZM206 218H207V216H206ZM225 218H226V217H225ZM0 219H1V215H0ZM39 219H38V220H39ZM44 219H46V218L44 217ZM56 219H57V218H56ZM74 219H75V218H74ZM77 219H78V218H77ZM80 219H79V220H80ZM100 219H101V218H100ZM124 219H126V218L124 217ZM128 219H129V221H132V220H130V218H128ZM139 219H140V220H139ZM144 219H145V218H144ZM245 219H246V218H245ZM252 219H253V218H252ZM260 219H261V218H260ZM260 219H258V220H260ZM262 219H263V218H262ZM262 219H261V220H262ZM7 220H8V219H7ZM38 220H37V221H38ZM53 220H54V219H53ZM59 220H60V222H61V224H62V223H63L62 220H61V219H59ZM64 220H66V219H64ZM68 220H72V217H71V219L68 218ZM101 220H102V219H101ZM108 220H109V219H108ZM118 220H119L120 222H119ZM138 220H139V222H140V221H141V222L144 221V220H142L141 218H138ZM163 220H164V219H163ZM167 220H169V219H167ZM167 220H166V221H167ZM248 220H249V219H248ZM248 220H247V222H250V221H248ZM16 221H17V219H16L14 222H16ZM50 221H51V220H50ZM55 221H56V220H55ZM72 221H73V220H72ZM88 221H87V222H88ZM102 221H103V220H102ZM104 221H106V220H104ZM109 221H110V220H109ZM109 221H107V222H109ZM126 221H127V220H126ZM149 221H151V220H149ZM152 221H153V220H152ZM152 221H151V222H152ZM1 222H2V220H1ZM17 222H18V221H17ZM51 222H52V221H51ZM60 222H59V223H60ZM69 222H70V221H69ZM75 222H76V220H75ZM77 222H79V221L77 220ZM99 222H100V220H99ZM99 222H98V224H99ZM107 222H105V223H107ZM110 222H113V223H114V220H113V221H110ZM110 222L107 223V226H109L108 224H110ZM123 222H124V221H123ZM127 222H128V221H127ZM139 222H136V223H139ZM158 222H159V219H158ZM225 222H226V221H225ZM261 222H262V221H261ZM54 223H55V222H54ZM57 223H58V222H57ZM70 223H71V222H70ZM72 223H74V222H72ZM79 223H80V222H79ZM81 223H82V222H81ZM88 223H90V222H88ZM88 223H87V224H86V222L83 223V224L86 225V226H85V228H82V229H81V227H80V229H81L80 231H82V230H84V229H85V230L88 229V232H89V233L87 232V234H91L92 237H96L97 234H96V236H93V235H95V231H89V230H91V229L87 228ZM130 223H132V222H130ZM136 223H135L134 225L136 226V228H139V226H137L138 224H136ZM143 223H145V222H143ZM197 223H198V222H197ZM258 223H259V222H258ZM3 224H4V221H3ZM8 224H9V223H8ZM74 224H76V223H74ZM83 224H82V225H83ZM141 224H142V223H141ZM141 224H140V225H141ZM156 224H157V223H156ZM159 224H160V223H159ZM251 224H252V223H251ZM1 225H2V224H1ZM70 225H71V224H70ZM90 225H91V223H90ZM95 225H97V224H95ZM111 225H112V224H110V226H111ZM128 225H129V224H128ZM152 225H154V224H152ZM152 225L149 226L148 228H152ZM160 225H161V224H160ZM167 225H168V224H167ZM65 226H66V225H65ZM105 226H106V224H105ZM110 226H109V227H110ZM112 226H113V225H112ZM130 226H131V225H130ZM154 226H155V225H154ZM157 226H158V225H157ZM197 226H198V224H197ZM200 226H201V225H200ZM2 227H3V226H2ZM69 227H70V226H69ZM78 227H79V226H78ZM82 227H83V226H82ZM90 227H92V225H91ZM94 227H95V226H94ZM94 227H92L93 230H94ZM123 227H124V230H126V229H125L126 226H123ZM132 227H133V225H132ZM143 227H145V226H143ZM159 227H160V226H159ZM162 227H163V226H162ZM162 227H161V228H162ZM168 227H169V226H168ZM67 228H68V226H67ZM67 228H66V229H67ZM112 228H113V227H112ZM112 228L110 227V229H112ZM126 228H128V226H127ZM130 228H131V227H129V229H130ZM166 228H167V227H166ZM200 228H201V227H200ZM75 229H76V228H75ZM106 229H107V228H106ZM106 229H105V230H106ZM117 229H118V228H117ZM121 229L123 230V228H121ZM129 229H127L128 232H129ZM134 229H135V228H134ZM134 229H133V231L131 230L130 232H131V233H132V232L135 233V230H134ZM146 229H147V228H145V231H146ZM152 229H154V228H152ZM64 230H65V229H64ZM77 230H78V229H77ZM85 230L83 231L84 233H82L83 236H84V234H86ZM107 230H109V229H107ZM113 230H115V227H114ZM113 230H112V233H113ZM137 230L139 231V229H137ZM140 230H142V229H140ZM69 231H70V230H69ZM75 231H76V230H75ZM78 231H79V230H78ZM127 231H125L124 233H125V234L128 233ZM145 231H143V232H145ZM148 231H149V230H148ZM66 232H67V231H66ZM92 232H93V234H92ZM102 232H104V230H103ZM114 232L117 233V231H114ZM120 232H121V230H120ZM130 232H129V233H130ZM143 232H141V233H143ZM152 232H153V231H152ZM161 232H162V231H161ZM2 233H3V231H1V234H2ZM115 233H114V238H115V235L120 236V234L118 235V233H117V234H115ZM124 233H123V235L125 236ZM131 233H130V236H131ZM134 233H132V235H133ZM145 233H147V231H146ZM154 233H155V232H154ZM163 233H164V231H163ZM69 234H70V233H69ZM69 234H68V236H69ZM71 234H72V232H71ZM73 234H74V233H73ZM77 234H78V232H77ZM105 234H106V232H105ZM105 234H104V235H105ZM75 235H76V234H75ZM79 235H81V234L79 233ZM91 235H89V236H91ZM99 235H103V234H99ZM107 235H108V237H109V233H108V232H107L106 236H107ZM111 235H113V234H111ZM123 235H121V237H122ZM134 235H135V234H134ZM138 235H140V234H138ZM142 235H143V234H142ZM0 236H1V235H0ZM2 236H3V234H2ZM2 236H1V237H2ZM89 236L86 237V235H85L84 237L88 238ZM124 236H123V238H124ZM126 236H127V235H126ZM130 236L128 235V237H130ZM147 236H148V235H147ZM5 237H6V236H5ZM71 237L73 238V235H72ZM75 237H76V236H75ZM78 237H82V236H78ZM97 237H98V236H97ZM100 237H101V236H100ZM102 237H103V236H102ZM112 237H113V236H111V238H112ZM121 237H120V238H121ZM137 237H139V236H137ZM151 237H152V236H151ZM156 237H157V236H156ZM69 238H70V237H69ZM105 238H107V237H105ZM109 238H110V237H109ZM109 238H107V239H109ZM116 238L119 239V237H116ZM125 238H126V237H125ZM134 238H135V237H134ZM134 238H133V237L130 238L131 240L133 239V241H131V240L129 241L128 238H126V239L129 241V243H127V244H129V246L132 245V243L135 241ZM139 238H140V237H139ZM141 238H142V237H141ZM141 238H140V239H141ZM154 238H155V237H154ZM0 239H1V238H0ZM70 239H71V238H70ZM77 239H78L77 242H78V241H82V240H84V239H82V238H81L82 240H81V239L79 240V238H77ZM88 239H89V238H88ZM92 239H94V238H92ZM107 239H106V240H107ZM118 239H117V240H118ZM121 239H122V238H121ZM121 239H120V243L117 242V243L120 244V246L117 245L118 250L116 249V250L118 251L119 254L115 251V253H117V254H115L117 257L113 256V255H114V250H115V249H113V253H111V251H109V250H107V251H109V252H107V253H105V254L103 253L102 256H105V257H103V258L105 259L104 263L101 262V261H103L102 257H101V260H99L98 257H97V259H94V258H95V257H94V254H93V256H92V257H94V258H92V260H94V261H95V260H99V264H101V263H103V264H107L108 262H109L108 264H110V263L112 264L113 261H114V264H125V262H127L128 256L131 258V255H132L133 252H134V253H133L134 255H135L136 253H139V251L136 252L137 250H136V248L134 247V246L136 245V244H135L134 246L132 245V247H134V248H131V247H129V248H131V251H132V249H135L136 251H132V252H130V255H128V254H129V251L127 252V250H126L127 247H128V245H127L126 242H125V241H127V240L125 239V241H124L125 244L127 245V247L124 248L125 244H123L124 242H123V240H122V244L124 245V246H122V244H121ZM136 239H137V238H136ZM204 239H205V238H204ZM5 240H6V238H5ZM7 240H9V239H7ZM68 240H69V239H68ZM110 240H111V239H110ZM113 240H116V239H113ZM141 240H142V239H141ZM149 240H150V238H149ZM149 240H148V241H149ZM10 241H11V240H9V242H10ZM69 241H70V240H69ZM72 241H73V240H72ZM72 241H71V242H72ZM74 241H76V240H74ZM84 241H86V239H85ZM87 241H88V240H87ZM102 241H104V240H102ZM107 241H108V240H107ZM128 241H127V242H128ZM139 241H140V240H139ZM207 241H208V240H207ZM0 242H1V241H0ZM2 242H3V240H2ZM2 242H1V243H2ZM12 242H13V241H12ZM71 242H70V244H71ZM104 242H106V241H104ZM109 242H110V241H109ZM130 242H131V244H130ZM136 242H138V241H136ZM136 242H135V243H136ZM143 242L146 243V241H143ZM5 243H6V245H7L8 242L5 241ZM58 243H59V242H58ZM58 243L55 242V244H58ZM98 243H99V242H98ZM100 243H101V242H100ZM102 243H103V242H102ZM102 243H101V244H102ZM115 243H116V242H115ZM164 243H165V242H164ZM168 243H169V242H168ZM17 244H21V243L18 242ZM53 244H54V243H53ZM70 244H69V245H70ZM72 244H74V243L72 242ZM78 244H79V242H78ZM108 244H109V243H108ZM142 244H143V246H146V245H144V243H142ZM8 245H9V243H8ZM13 245H15L14 242H13ZM24 245H25V244L22 243V246H23V247H26V246H24ZM67 245H68V243H67L66 246H65L66 249L68 248ZM74 245H76V244H74ZM74 245H73V246H74ZM105 245H106V243H105ZM111 245H112V243L110 242V245H109V246H111ZM140 245H141V244H140ZM147 245H149V244H147ZM164 245H166V244H163L162 246H164ZM203 245H204V244H203ZM241 245H242V244H241ZM10 246H11V244H10ZM22 246L20 247L21 249H22ZM61 246H62V245H61ZM78 246H79V245H78ZM78 246H77V249H78ZM99 246H100V245H99ZM113 246H114V245H113ZM113 246H112V247H113ZM136 246L138 247V245H136ZM155 246H156V244H155ZM160 246H161V245H160ZM173 246H175V245H173ZM5 247H6V246H5ZM8 247H9V246H8ZM14 247H15V246H14ZM51 247H54V245L51 246ZM58 247H60V246L58 245ZM100 247H101V246H100ZM100 247H99V248H100ZM149 247L151 248V246H149ZM166 247H168V246L166 245ZM166 247H165V248H166ZM177 247H178V245H177ZM190 247H191V245H190ZM196 247H197V246H196ZM198 247H199V246H198ZM10 248H11V247H10ZM17 248H18V247H17ZM54 248H55V247H54ZM75 248H76V246H75ZM102 248H104V246H103ZM102 248H100V250H99L97 253H99V252L101 251ZM109 248H110V247H109ZM146 248H148V247H146ZM159 248H161V247H159ZM159 248H158V249H159ZM163 248H164V247H163ZM169 248H170L171 250L175 251V249H172L171 247H169ZM169 248H166V249H168V250H166L167 252H168V251H171ZM193 248H194V246L192 247V250H193ZM240 248H242V246H240ZM243 248H244V246H243ZM247 248H248V247H246V248H244V249H247ZM255 248H256V247H255ZM259 248H260V249H259L260 251H258V250H255V251H254L255 253H257V251L259 252V253H258L259 255L257 254L258 257H260V255H262V254H261V252H262V251H261V250H262L261 246H259ZM24 249H25V248H24ZM52 249H53V248H52ZM64 249H65V248H63V250H64ZM70 249H73V247H70ZM104 249H105V248H104ZM104 249H102V252H103ZM107 249H108V248H107ZM185 249H186V248H185ZM196 249H197V248H196ZM244 249H243V250H244ZM252 249H253V248H252ZM263 249H264V248H263ZM22 250H23V249H22ZM22 250H21V251H22ZM25 250H26V249H25ZM55 250H56V249H55ZM57 250H59V249L57 248ZM61 250H62V249H61ZM63 250H62V251H63ZM97 250H98V249H97ZM110 250H111V249H110ZM142 250H143V249H142ZM142 250H141V251H142ZM149 250H150V249H149ZM163 250H164V249H163ZM180 250H181V249H180ZM209 250H211V249H209ZM12 251H13V250H12ZM14 251H15V250H14ZM17 251H19V250H17ZM59 251H60V250H59ZM59 251H57V252H59ZM68 251H69V249H68ZM68 251H66V252H68ZM73 251L76 252V250H73ZM155 251H156V250H155ZM155 251H153V253H154ZM176 251H178V250H176ZM190 251H191V250H190ZM193 251H194V250H193ZM199 251H201V248H200ZM202 251H203V250H202ZM206 251H207V250H206ZM212 251H213V250H212ZM217 251H218V250H217ZM60 252H61V251H60ZM69 252H70V251H69ZM77 252H78V251H77ZM77 252H76V253H77ZM135 252H136V253H135ZM143 252H144V251H143ZM146 252H147V251H146ZM146 252H145V253H146ZM158 252H160V251H157L156 253H158ZM163 252H164V251H163ZM180 252H181V251H180ZM196 252H198V251L196 250ZM210 252H211V251H210ZM222 252H223V251H222ZM254 252H252V253H254ZM51 253H53V251H52ZM64 253H65V252H64ZM87 253H89V252H87ZM93 253H95V251H94ZM100 253H101V252H100ZM147 253H150V251H148ZM181 253H185V252H181ZM181 253H179V254H181ZM206 253H207V252H206ZM224 253H226V252H224ZM60 254H61V253H60ZM71 254H72V255H71ZM78 254H79V253H78ZM159 254H160V253H158V254L156 255V257H152V258H153V259H154V258H157V256H158ZM163 254H164V253H163ZM165 254H168V253L165 252ZM176 254H177V253H173V252H172V254H170V252H169V256H167V257H165L166 255L164 256V257H165V258H164V259H165L164 263H162L163 261H162V262H154V263H162V264H189V262H190V264L192 263L191 261H189V262L187 263V262H186V259H187V258L185 259L184 256H183V254L180 255V256H176V257H175L174 255H176ZM179 254H177V255H179ZM188 254H189V249H188ZM192 254H193V253H192ZM195 254H196V253H195ZM195 254H193V255H195ZM208 254H209V253H207V257H206L207 259L210 257V256L208 257ZM215 254H216V253H215ZM220 254L223 255L221 252H220ZM51 255H52V254H51ZM69 255H71L72 257L76 258L75 256H73V252H70ZM74 255H75V254H74ZM76 255H77V254H76ZM79 255H80V254H79ZM79 255H78V258H80ZM98 255H99V254H98ZM111 255H112V256H111ZM118 255H119V256H118ZM144 255H145V254H144ZM170 255L174 256L175 258H171L172 256L170 257ZM205 255H206V254H205ZM205 255H204L203 257H205ZM216 255H217V254H216ZM218 255H219V253H218ZM248 255H249V254H248ZM255 255H256V254H255ZM54 256H55V255H54ZM57 256H58V254H57ZM63 256H64V258H65V254H64ZM66 256H67V255H66ZM71 256H67V258L69 259V257H71ZM110 256L113 257V259H114V260H112V262H111V259H110V261H109V257H110ZM132 256H133V255H132ZM149 256H150V255H149ZM151 256H153V255H151ZM186 256H188V255H186ZM186 256H185V257H186ZM196 256H198V255H196ZM201 256H202V255H201ZM226 256H227V255H226ZM51 257H52V256H51ZM61 257H62V255H61ZM61 257H59V258H61ZM72 257H71V258H72ZM82 257H83V256H82ZM111 257H110V258H111ZM161 257L163 258L162 255H161ZM217 257H218V256H216V260H217ZM71 258H70V259H71ZM84 258H85V257H84ZM190 258H191V257H190ZM192 258H193V257H192ZM192 258H191V259H192ZM198 258H200L199 260L202 259L200 256H199ZM211 258L213 259V258H214V255L210 257V260H212ZM53 259L55 260V258H53ZM70 259H69V260H70ZM72 259H73V258H72ZM76 259H77V258H76ZM81 259H82V258H81ZM81 259H80V260H81ZM146 259H148V257H146ZM157 259H158V258H157ZM188 259H189V257H188ZM193 259H194V258H193ZM207 259H205V260H207ZM218 259H219V258H218ZM243 259H245V258H243ZM260 259H261V257H260ZM0 260H1V259H0ZM5 260H6V259H4V261H5ZM51 260H52V259H51ZM51 260H50V261H51ZM69 260H68V261H69ZM80 260H78V261H80ZM84 260H86V259H84ZM148 260H151V259H148ZM162 260H163V259H162ZM189 260H190V259H189ZM203 260H204V259H203ZM203 260H201V261H203ZM205 260H204V263H205ZM213 260H214V259H213ZM246 260H247V259H246ZM246 260H245V261H246ZM257 260H258V259H257ZM73 261H75V259L72 260V264H73ZM78 261L76 260V262H78ZM94 261H92V263H93ZM137 261H138V264H142L138 259H137ZM151 261H152V260H151ZM153 261H154V260H153ZM160 261H161V260H160ZM192 261H193V260H192ZM194 261H195V260H194ZM197 261H198V259H197ZM208 261H209V260H208ZM208 261H207V262H208ZM259 261H260V260H259ZM60 262L62 263L63 260H62V261H59V264H60ZM69 262H70V261H69ZM69 262H67V263L70 264ZM76 262H75L74 264H77ZM87 262H88V261H87ZM90 262H91V261H89V264H92V263H90ZM95 262H96V261H95ZM261 262H263V261H261ZM56 263H58V261H57ZM80 263H84V261H82V262H80ZM80 263H79V264H80ZM96 263H98V262H96ZM96 263H94V264H96ZM127 263H128V262H127ZM136 263H137V262H136ZM146 263H148V262H146ZM150 263H153V262H150ZM150 263H149V264H150ZM199 263H200V262H199ZM208 263H209V262H208ZM220 263H221V262H220ZM245 263H246V262H245ZM256 263H257V261H256ZM52 264H54V263H52ZM63 264H65V263H63ZM196 264H197V262H196ZM201 264H202V262H201ZM206 264H207V263H206ZM260 264H261V263H260Z\"/></svg>",
	"mask_w": 264,
	"mask_h": 264
}]
</instances>
